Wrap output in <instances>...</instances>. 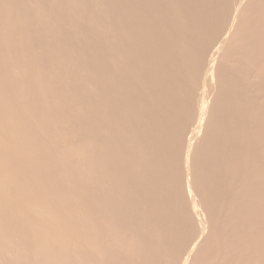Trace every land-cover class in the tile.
I'll list each match as a JSON object with an SVG mask.
<instances>
[{"label":"bare ground","instance_id":"obj_1","mask_svg":"<svg viewBox=\"0 0 264 264\" xmlns=\"http://www.w3.org/2000/svg\"><path fill=\"white\" fill-rule=\"evenodd\" d=\"M1 1V0H0ZM6 1V0H5ZM15 1H16V3H15ZM14 1V7H12V8H15L16 6H17V8H18V5L20 4V2L22 3V5H24L25 3H24V1H20L19 2V4H18V2L17 1H19V0H15ZM25 1H27V0H25ZM29 1H31V0H29ZM28 1V2H29ZM48 2H49V4L47 5V3H46V5L48 6H46L45 4H44V2L45 1H42L43 2V5H45L46 7H44V8H46V11L44 10V8H43V10L46 12H44L43 13V11H42V13L43 14H45V16L47 15V16H49V15H51V14H47V11L49 12V9H51V7H49V5H50V3H51V1L50 0H47ZM56 0H54V2H55ZM60 1V0H59ZM58 1V2H59ZM64 1V0H63ZM63 1L61 0V2L63 3ZM67 1V0H66ZM66 1H64L65 3H66ZM91 1V0H90ZM89 0L87 1V3L89 4V2H90ZM97 0H94V2H96ZM101 1V0H100ZM105 2V4L103 3V5H106L107 7V11L109 10L110 11V13L111 14H108V15H106V13H105V16L103 15L104 14V11L103 10H105V9H101L102 11H103V13L101 12V10L98 12V10L96 9L97 7L96 6H92V4L90 5L91 6V8L93 7H96L94 10L96 11V16H98V20L100 19H102L101 17H106V16H108V18H105V20L103 19V20H101L100 21V23L98 24V23H96L97 22V19H95V23H96V26L92 23V25L90 24V25H88V23L87 22H90L91 23V21H93V19L94 18H96V16H94L95 14H94V12L95 11H93V8L91 9L90 8V6H89V10L87 11V13L85 12H81V11H83V10H81V11H79V12H81V14H83V17L82 16H80L79 17V15H78V12L76 11V12H74L75 10H76V6H75V8H74V6L73 5H75V4H69V5H71V6H73V7H71V8H69V9H67V10H69V11H65V10H63L64 9V7H62L63 9V12H65V14H66V12H68V15L70 16V17H72L73 18V16H75L76 15V17H77V15H78V17L77 18H79L80 19V22H81V19L83 20V21H87L86 23H87V25H86V27H88L89 29V31H88V33L89 34H87V36H84L82 39L83 40H85V41H83L82 39V44H83V46H81L80 44H77V42H75V44H77V45H80L81 47H79V48H81L80 49V51H79V48L77 47L76 48V46H75V48L76 49H74V50H77L78 49V54L79 55H81V53H82V55L80 56L81 58H79L78 56H73V55H71L72 53V51H70L69 50V48L71 47H73V46H69V45H71V44H73V40L71 39V41H69V34H71V36L73 35V32H74V28H73V26H71V24H73V23H71V21H67L65 24H63L65 27L67 26L68 27V25H70V27H72V31H70L71 33H69V32H67V30L65 31V29H67V28H65L64 29V31L63 32H67L68 33V35L66 34V37L68 36V41H67V43L65 42V40H63L62 41V39L63 38H61L62 36L61 35H63V37H64V34L62 33L61 34V30L63 29H61L60 31H58V33H59V35L61 36V37H59V46L58 45H54V47L52 48L54 51H50L51 53H53L54 55H51V59L52 58H54V56L56 55V54H60L61 52H62V50L64 49H62L61 47H64L63 46V43L65 42L66 44H64V45H66V47H67V44L70 42L71 44H69L68 46H69V48H67L69 51H70V53L71 54H69V53H67V55L66 56H64L65 57V61L64 60H60L59 59V61H61V63H62V65L61 64H59L60 62L59 61H57L58 59L57 58H55V60L58 62V64H55L54 65V62H50L51 60H50V56L48 57V56H44V54L45 53H47V52H49V50L51 49V47H50V49H48V51L46 50V52L45 53H42V55L43 56H41V54H40V56L39 57H41V58H39V57H37V51H36V54L35 55H28V53L29 52H32V51H27V49H26V47H24V45L22 46L21 44L25 41V40H29L30 39V34L33 32V28L31 27V29H29V27L30 26H33L34 24H30L29 25V23L27 24V23H25V21H30L29 20V18L31 17V14H32V11H31V14L30 13H28L29 15L28 16H26L27 18H28V20H25L24 21V19H25V17L23 18V16L22 17H20V19L21 18H23V20H21V21H24V23L25 24H27V25H29V27L26 29H21L22 31H24V34L21 32V34H23L21 37H27V38H25V39H23L24 41L20 44L19 43V40H15V38L17 37L18 38V34H19V32H18V34H15V35H17L16 37H14L13 38V40L15 41V44H20V45H17V46H22V48H25V49H23V50H21V48H19L18 50H17V47L15 46V48L12 46V43L14 44V42H13V40H9V43H10V46L11 47H13L14 49H16L15 51H14V49L12 48H9V45H8V50L11 52V54L13 53V51H14V56H15V54H16V52L18 51L19 52V50H20V52H23L24 50H26V52H28V53H25V51L22 53V54H25V55H27L26 57H25V55H23V57H25V58H30L32 61H30V62H32L31 64H28L29 66L30 65H32V67L30 66V68L31 69H33L32 70V72L31 71H29L28 69H27V71H28V73H30V74H28V73H26V74H28V76H26V79H25V77H24V88L22 87V90L24 89L25 91H23L24 92V94L25 93H27L26 92V88H27V90L29 89V87H31V86H35V90H37V91H35L36 93L34 94V91H32L31 90V92H29L28 91V93L27 94H29V93H32V94H34L35 96H37L36 97V100H33V102H32V108L34 109V111L35 110H38V111H43V108L44 107H46V105H51L52 103H56L57 101H59V102H57V103H61L60 105H62L61 107L59 106L58 108H59V110H58V108H56L57 109V111H54V109H53V111L55 112V113H57V114H53L52 115V113H48L47 111H49L47 108H48V106H47V110H44L45 112H47L48 114H51L52 115V122H55L54 124V126H56L57 127V125H60V124H63L64 122L66 123L67 121H68V119H67V117L68 118H71L70 119V122L72 123L73 122V126H72V124H70V122L68 123V125L71 127V132L73 133L72 135H74V137L72 136V135H69V136H67V135H65V139H66V141H67V138H69L70 140H74V138H76V139H78V146L77 145H73L72 143H75V141L76 140H74V141H72V142H70L71 143V145L69 144L68 145V143H67V145H68V147L66 146V145H64V147H63V149H65V146L67 147L66 149H65V151H62L63 149L61 148V146L60 145H63L64 143L62 142V141H60V140H62V139H60L59 140V138L61 137V136H59L58 137V135H60V133L57 135V133H58V131H60L61 129L60 128H65V127H67V126H65L64 125V127H58L57 129H58V131L54 128V126H53V123H51L52 124V129L54 128L56 131H57V133L56 134H54L56 131H54V133H53V130L51 131L50 130V126H49V130H47L48 128H45V127H43V128H40V129H44L45 131H47V132H49L48 134L50 135V136H52L51 137V139H50V141H52V144H57V141H56V143L54 142L55 140L54 139H52L53 138V136L54 135H56L58 138H55L56 140L58 139L60 142H62L63 144H61V143H59L60 145V148H61V152L59 153V154H57L58 152L57 151H53V150H55V147L53 146V145H51L50 143V141H47V143L48 142H50L49 144H50V146L48 147L46 144V140H47V138L46 137H48L49 138V135L47 134V136L45 137L46 138V140H45V142L44 141H42V140H44V138H42L41 136H39L38 138H40V139H38L36 136V138L34 137V135L32 134V132L34 133V131L35 130H33L31 133H30V129H25L24 127H27L28 128V126H26V125H29L28 123H30V122H27V124H23L24 122H26L25 121V119L26 118H23V116H21L22 114L20 113L21 112V110H19V107L18 106H20V105H18V104H16V101H15V99H16V96H15V99H14V101L12 102V104H11V97L10 96H13L12 95V93H13V86H14V84H13V86L10 84L11 83V81H9L10 80V78H8V77H6V79L4 78V79H1V82H0V85L2 86L3 85V80H4V83H7L6 81L8 80V82H9V84L12 86H7L8 87V90H9V93L8 92H6V96L7 97H10V99H7V102L8 101H10L9 102V104L11 105H6V106H8L7 107V109H6V107H5V104H7L6 103V101H5V95L2 97V98H4V101H5V104L3 105L5 108H3L2 107V105L0 106V107H2V108H0V124L2 123V125L5 123V125L8 123V125H7V128L9 129V133L10 132H12V133H15V138L13 139V136H12V138H11V135H9L10 136V138H11V140H14V141H12V142H15V139H16V144L14 145V143L12 144L11 143V146H10V144L8 145V143H7V141L9 140V136L7 137V133H6V130H4L5 132H4V134L3 135H0V136H4V135H6V137H7V139L5 140L6 141V147L5 148H3L4 147V145L2 146V147H0V149L2 150V151H0V165L2 164V165H5V166H8L9 168H10V166H15L16 168H14V169H18V167H17V165L16 164H14V163H16V161H14V160H18L19 158H21L22 156H24L23 158L26 160V161H28L26 158H28V159H30L29 157H30V155H32V149H37L38 148V150H41V152L39 153V151L37 150V151H35V154L36 155H34V153H33V155H34V157H31V159H30V161L29 162H25L26 164L27 163H29V165L27 164V165H24V166H29L28 168H26V169H24V171L25 170H27L25 173H23L24 171H22V170H20L19 169V171H17V172H21L22 174L20 175V174H17V173H14V174H16V176H14V180L17 178V175H18V179H19V176H21L20 177V179L18 180V179H16V180H18V182H20L19 183V186H18V183H17V191H14V190H16V189H12V187L14 188V185H15V183H13L12 181V183L14 184H10V182L9 181H7V180H4V181H7L6 182V184H4L3 186H2V182H3V179H1V181H0V187L1 188H3V187H5V185H8L9 184V187L11 188V189H9V188H7V189H5L6 191L4 192L5 194L4 195H0V207H3L4 206V204L5 205H7L8 207V209L10 210V209H15L14 207H20V204H23V202L24 201H27L28 199H29V197L30 198H32L33 197V195H31V196H28L27 194H26V192H27V189L29 190V187H27V189H25L24 190V188L26 187V186H30V185H32V186H34V187H31V188H35L34 190H36V189H42V191H43V188H41L42 186H45V189L49 186L52 190L54 189H59V192H58V190H57V192H58V194H59V196H58V194H57V196H55L56 195V191L54 192L55 194H54V196L56 197V200H53L52 201V198H55L54 196H52V192L51 191H49L50 190V188H49V190H48V188H47V190H48V192H50V193H52L51 195L49 194L48 195V192H47V195L48 196H51L50 198H49V200L47 201V202H44L43 204L41 203H38V201L39 202H41L40 201V199H42L43 200V198H44V194L46 193V191H45V189H44V191H45V193H43L42 195V197L40 196L41 194L39 193V196L41 197H39L38 195L36 196V198L37 197H39L38 199V201H37V203L39 204V205H41L42 206V208L40 209V207H39V210H41V211H43V213H40L37 209V211H34L35 210V208L33 209V208H28L29 210L30 209H33L32 210V212L35 214H31L32 212H30L29 211V215H28V211L26 212L27 213V215L28 216H30V217H28V218H36V212L37 213H40V214H44L45 212V216H47V214L49 215L48 217H43V218H41L42 216H40V218H39V220L38 219H36L37 220V222H38V225L36 226V225H34V227L32 226V224H31V226L29 225V221H28V223H27V221H26V223H25V221H24V226H23V224H22V226H20V229L19 230H21V231H16V232H14L15 234L18 232V234H16V235H14V233H11V232H13V231H9L10 232V234H11V237L12 236H14L13 237V239H12V244H13V246H15V248H16V250H15V252L14 253H17L15 256H16V258H18V257H20L19 259H24V261L22 260L21 262H23L22 264H91V260L93 259V257L91 258L90 257V255L88 256V252H90V251H87V249H84V248H88L89 247V245H87V243L88 244H92V243H89V240H88V238L89 239H91V240H93V237L94 238H100V237H102V236H104V235H107V237L105 236V238L106 239H109V240H105V241H109V244H110V246H109V244L107 243L106 244V246H104V244H103V238H101V239H103V240H101L102 241V244H103V246L104 247H107V252H108V250L110 249V251H109V255H108V253L106 254L105 253V256L106 257H109L110 258V260L113 258V260H118V261H120V259L123 261V260H125L124 262H122L123 264H162L164 261H162L164 258H167L168 257V255H167V257H166V254L168 253L169 254V256L171 255L170 253H169V251H173V249H174V251L172 252L173 253V256H175V255H177V254H174L175 253V249L176 248H174L175 246H176V243H177V240H178V232L179 231H181V230H179V225H180V222L178 221L179 219H182V218H178V220H177V218H175V217H177L178 215V213L179 212H177L176 211V202H175V199H176V197H175V199H174V197H173V189L175 188V186H174V188H173V186L171 185V182H173V184L174 185H176L177 186V184H179V183H175V181H170V178H169V174H170V171H172L173 169H174V165H178L177 163L175 164V162L173 163L174 165H172L171 164V162L170 161H174V160H170V157H169V155L172 153V155H170L171 157H174V156H176V155H174L175 154V152L177 153V156L179 157V154H178V152H177V150H173V151H171L172 150V148L171 147H169V144H170V142L169 141H172V139H170V137L172 138V135H171V133L172 132H174V128L176 129L175 131H177V132H179L178 130H177V128H176V125L178 126V125H180L179 124V121H178V119L177 118H179V117H177V116H179V113L181 112V110H183V108H182V105H181V98H182V95H184L185 94V92H184V94H181V93H183L182 91H180V89H181V84H180V82H181V80H182V77L183 78H185V80H186V78L188 79V77H184V74H185V72H188L187 71V68H185L184 66H185V64H184V66L182 65L183 63V61L185 60V58H186V60L188 59V60H190V57H189V55L191 54H193L192 52H193V50H194V46H193V44H192V46L194 47L193 48V50H192V52L189 54L188 52L189 51H191V50H189V51H187V52H184V51H182V50H184L185 49V51L187 50L186 49V47H188V44L187 45H185V48L183 49H181V52H183L182 53V55H180L179 56V54H180V51L178 50V48H176V44H177V41H178V39H175V38H177L178 37V35L181 33L180 31V33L177 35V33L178 32H176V30L175 29H177V31L179 30V28L181 27V26H179V24H181V22L178 24H176V26L178 27V28H173L174 26H171V28H169V23H168V28H166L167 27V24H166V22H167V20L165 19V18H167V14H168V11L170 10V9H168V10H166V5L171 1H173L174 3L175 2H177L178 4L176 5V7L178 8H176V12L175 13H179L180 12V10L182 11V9H183V6H185L186 4L185 3H187V5L185 6L186 7V9L188 10L189 8H187L188 6H192L193 5V3L195 4V5H197V2H198V5H199V1H203L202 3H203V11L202 12H200L198 9H199V7H198V11L197 12H194V13H192L191 11V13L192 14H189L188 12V14L189 15H187L188 17H183L184 18V20L186 21V24L188 23V25H189V23H190V26L188 27V25L186 26L187 28H186V30L183 32L182 30H184L183 29V27H184V24H182V29H181V31H182V33H186V31L188 32V36H189V39H191V41L192 42H194V43H196L195 41H194V38H195V35L196 34H198L199 35V33H200V35H201V32L203 33H205V30L208 28L207 27V25H209L208 23L209 22H211L210 20H212L211 18H212V16H215L214 15V13H215V9H216V7H214L215 6V3L217 4V1L216 0H170V1H168L167 2V4H166V0H102L100 3H101V5H102V2ZM146 1V2H145ZM221 1V0H220ZM256 1V0H255ZM259 1V0H258ZM7 2V1H6ZM9 2H11V1H9ZM53 2V3H54ZM57 2V1H56ZM68 2H70V1H68ZM67 2V3H68ZM81 2V1H80ZM86 3L85 1H82L81 3L84 5V3ZM92 3H94L93 2V0L91 1ZM98 3H99V1H97ZM96 2V3H97ZM124 2H126L124 5H123V3ZM143 2V3H142ZM200 2V3H201ZM223 2V1H222ZM234 2V1H233ZM232 2V3H233ZM257 2V1H256ZM261 2H262V0H261ZM1 3V2H0ZM24 3V4H23ZM62 3H61V5H62ZM95 3V4H96ZM97 3V4H98ZM99 3V4H100ZM189 3H191L190 5H188ZM219 3V2H218ZM224 3V2H223ZM251 3V1H249V4ZM255 3V2H254ZM12 4V3H11ZM16 4V5H15ZM38 4H41V2H39V0H38ZM64 4V3H63ZM78 4V3H77ZM76 4V5H77ZM81 4V5H82ZM95 4H93V5H95ZM98 4V7L100 6ZM170 4V3H169ZM169 4H168V7H169ZM176 4V3H175ZM220 4H222L221 2H220ZM252 4V3H251ZM250 4V5H251ZM258 4H260V3H258ZM5 5V4H4ZM52 5H55L54 7L56 8V3L55 4H52L51 3V6ZM60 5V6H61ZM79 6H80V4H78ZM85 5H87V4H85ZM119 5H122L121 6V9L119 8ZM173 6L171 7V4H170V8H171V10H173L174 8V4H172ZM201 5V4H200ZM229 5V4H228ZM232 5V4H231ZM235 5V4H234ZM233 5V6H234ZM248 5V4H247ZM263 5V4H262ZM11 6H13V4L11 5ZM10 6V7H11ZM20 6V5H19ZM25 6V5H24ZM37 6H40V5H37ZM64 6H65V4H64ZM194 6V5H193ZM221 6V5H220ZM219 6V7H220ZM249 6V5H248ZM8 7V6H7ZM7 7H5V8H7ZM22 6H20V8H21ZM57 7H58V5H57ZM105 6H102V8H104ZM167 7V8H168ZM202 7V6H201ZM227 7V6H226ZM246 7V6H245ZM252 7H253V5H252ZM251 7V8H252ZM255 7L257 8V9H259L260 7H262L261 5H260V7H259V5H258V7L256 6V4H255ZM254 7V8H255ZM4 8V9H5ZM17 8H15L16 10H17ZM20 8H18V10H17V12H19V9ZM24 8H26V6L24 7ZM24 8H23V10H24ZM37 8V7H36ZM49 8V9H48ZM60 8V7H59ZM75 9V10H73V9ZM79 9H80V7H78ZM82 8H84L85 9V6H83ZM81 8V9H82ZM87 8V7H86ZM100 8V7H99ZM173 8V9H172ZM195 8V7H194ZM221 8H224V7H221ZM230 8V7H229ZM250 8V9H251ZM256 8H255V10H256ZM2 9V8H1ZM22 9V8H21ZM21 9H20V11H21ZM38 9H40V10H38ZM38 9H36V11L38 10V12H36V13H38V14H42L41 12L39 13V11H41L42 10V4H41V6H40V8L38 7ZM53 9V10H52ZM51 10L52 11H57L58 9H56V10H54V8H52ZM70 9L71 10H73V11H71L70 12ZM191 9V8H190ZM217 9H218V6H217ZM249 9V8H248ZM264 9V6H263V8H262V10ZM9 10H11V9H9ZM9 10H8V12H9ZM13 10V9H12ZM26 10V9H25ZM28 10V9H27ZM26 10V11H27ZM60 10H61V8H60ZM90 10H92V11H90ZM184 10V9H183ZM187 10H185V11H187ZM221 10V9H220ZM224 10V9H223ZM247 10V9H246ZM261 10V9H260ZM86 11V10H85ZM106 10H105V12H107ZM112 11V12H111ZM175 11V10H174ZM174 11H173V13H174ZM184 11V12H185ZM189 11V10H188ZM193 11H195V10H193ZM226 11H227V8H226V10L224 11L225 13H226ZM244 11V10H243ZM253 11V10H252ZM5 12V11H4ZM3 12V13H4ZM13 12H15V10H13ZM13 12H9V13H13ZM22 12V11H21ZM24 12L25 11H23V13L22 14H24ZM30 12V11H29ZM51 12V11H50ZM70 12V13H69ZM72 12H74V13H76L75 15H70ZM170 12V11H169ZM183 12V11H182ZM228 12V11H227ZM240 12H241V10H240ZM251 12V11H250ZM256 12H258V10H256ZM255 12V13H256ZM8 13V14H9ZM16 13V12H15ZM15 13H13V14H15ZM35 13V14H36ZM58 13V12H57ZM61 13V14H60ZM60 13H58L59 14V16L60 15H65L64 13H62V12H60ZM74 13H72V14H74ZM94 15H93V14ZM108 13V12H107ZM126 13V14H125ZM165 13H166V15H165ZM171 13H172V11H171ZM174 13V14H175ZM181 13V12H180ZM218 13V12H217ZM222 13V12H221ZM220 13V14H221ZM224 13V14H225ZM242 13V12H241ZM241 13H240V15H241ZM1 14V13H0ZM5 14V13H4ZM11 14H10V16H11ZM12 14V15H13ZM33 14H34V11H33ZM32 14V15H33ZM98 14V15H97ZM182 14H184V13H182ZM216 14V13H215ZM223 14V13H222ZM243 14H245V13H243ZM261 14H262V12L260 11L259 12V19H258V21L259 20H261L262 21V23L260 22V24H264L263 23V18H264V15L263 16H261ZM263 14H264V11H263ZM25 15H27L26 13H25ZM37 15V14H36ZM165 15V17H163ZM170 15L172 16V14H169V16L168 17H170ZM191 15V16H190ZM219 15V14H218ZM226 15V14H225ZM230 14H229V12H228V16H229ZM252 15V13L250 14V16ZM256 15V14H255ZM258 15V14H257ZM257 15H256V17H257ZM4 15H2V17H3ZM15 16V15H14ZM20 16V15H19ZM47 16L45 17V19L47 18ZM101 16V17H100ZM183 16H185V14L183 15ZM227 16V17H228ZM245 16H246V14H245ZM260 16H261V18L263 19H260ZM13 17V16H12ZM33 17H35V15L33 16ZM39 17V16H38ZM42 16L40 15V18H41ZM44 17V16H43ZM50 17V16H49ZM48 17V18H49ZM52 17V16H51ZM56 17V18H55ZM66 17V16H65ZM91 17H94L92 20L90 19ZM100 17V18H99ZM179 17H180V15H179ZM217 16H215V18H216ZM225 17V16H224ZM241 17V16H240ZM239 17V18H240ZM247 17V16H246ZM11 18V17H10ZM53 18H55V19H57L58 18V16H54ZM61 18H64V16L63 17H61ZM60 17H59V21L61 20H63V19H61ZM68 18V17H67ZM66 18V19H67ZM71 18V19H72ZM173 18V17H172ZM175 19H177L176 17H174ZM173 18V19H174ZM191 18V19H190ZM242 18V17H241ZM250 18V17H249ZM253 18H255L254 16H253ZM5 19H9L8 17H6ZM12 19V18H11ZM17 19H18V17H17ZM17 19H15L16 20V22L18 21ZM20 19H19V21H20ZM44 19V20H45ZM51 19V21H52V18H50ZM70 19V20H71ZM76 19V18H75ZM73 20L72 19V21L73 22H75V21H77V23L76 24H78V25H80V23H78V20ZM225 19H226V17H225ZM229 19V18H228ZM257 19V18H256ZM10 20V19H9ZM32 20H33V18H32ZM34 20H36V19H34ZM46 20H48L49 21V19H46ZM45 20V21H46ZM90 20V21H89ZM107 20V21H106ZM169 20H171V18L169 19ZM169 20H168V22H169ZM180 20H181V18H180ZM179 20V21H180ZM239 20V19H238ZM243 20V19H242ZM252 20V19H251ZM253 20H255V19H253ZM1 21H3L2 22V24L4 25V20H3V18H2V20ZM1 21H0V23H1ZM6 21V20H5ZM20 21V22H21ZM38 21H40V20H38ZM44 21V24L45 23H48V25H49V23H51V25L52 26H55V25H53L52 23L54 22V24H56V22L58 21V20H56V22H55V20H53V22H45ZM215 21V20H214ZM226 21V20H225ZM244 21H245V19H244ZM247 21H249V20H247ZM246 21V22H247ZM16 22L13 20V22L11 23L10 21L8 22V23H10V24H13V23H15L14 25H16ZM36 22V21H35ZM34 22V23H35ZM63 22H64V20H63ZM69 22H70V24H69ZM94 22V21H93ZM99 22V21H98ZM174 22H175V20H174ZM184 22V21H183ZM228 22V21H227ZM245 22V23H246ZM250 22L251 21H249V25H251L250 24ZM257 22V21H256ZM6 23H7V21H6ZM5 23V24H6ZM23 23V22H22ZM22 23H19V24H22ZM42 22H40V24H41ZM68 23V25H66ZM84 22H82L81 23V25L83 24ZM85 23V24H86ZM108 23V24H107ZM170 23L172 24V22L170 21ZM212 23V22H211ZM240 23V22H239ZM8 25V26H11V25ZM18 24V25H19ZM75 24V23H74ZM106 24H107V26H109V29H113L114 31H116V32H118V31H120L121 30V32L123 31V34L122 35H124L125 37H122L120 34H121V32H118L119 34H117L116 32H114V33H112V31L110 32V31H108V28H106V29H104V27L106 26ZM192 24H193V26H192ZM225 24V23H224ZM228 24V23H227ZM252 24H254V21L252 22ZM259 24V23H258ZM1 25V24H0ZM2 25V26H3ZM17 25V26H18ZM38 25V24H37ZM41 25H43V24H41ZM40 25V30H42L43 28H42V26ZM50 25V26H51ZM166 25V26H165ZM172 25H174V23L172 24ZM215 25V24H214ZM244 24H242V26H243ZM246 25H247V23H246ZM6 26V25H5ZM17 26H14V28L16 27L17 28ZM34 26H36V23H35V25ZM39 26V25H38ZM46 26H47V24H46ZM52 26H51V28H52ZM83 26H85L84 24L81 26V28L83 27ZM92 26H94V27H92ZM145 26V28L148 26L149 27V30L147 31V29L145 30L146 31V33H145V31H142L143 30V27ZM163 26H164V30L163 29H161V28H163ZM175 26V27H176ZM226 26V25H225ZM241 26V27H242ZM245 26V25H244ZM254 26V28L255 27H257V29L256 30H254V28H252ZM259 26V25H258ZM256 26V24L255 25H252V29L250 28V31H249V29H247V31H249V32H247L246 33V36L244 37V35H243V37L246 39V40H249L250 42H249V44H250V49L253 51V52H251V50H249L248 51V53H251L250 55H249V57H247L246 55V57L245 58H248L247 60H251V61H249L250 63L252 62V64L255 66V67H259L258 69L259 70H262V71H260L259 73H252L251 74V76H250V78L252 77H254L253 79H255L254 81H251L252 79H250L248 82H250L251 84L248 86V87H237V82L238 81H242L243 79H245V77L246 78H248L249 79V74L248 73H242V71L243 70H241L240 72L241 73H239V70H237L238 68H240V67H237V69H235L236 70V72H235V70H233L235 73H230V75H229V78L226 80V76H228V75H226L225 76V81L224 82H226V83H223L224 84V86H223V90L221 91V97H220V101H218V103H217V105H215V106H217V111H216V114H217V117H218V119L217 120H219V122L216 124V126H215V133L213 134V132H212V134H213V138L212 139H214V140H211L210 141V139L208 138V137H211L210 135L208 136L207 134L209 133V132H207L206 133V135L208 136L207 137V139L209 140V141H206V140H204V139H202L205 143H204V146H202V149H199V151H198V153H197V155H196V157L195 158H193L194 156H192L191 157V159H193V161L195 160V164L194 163H192V164H194L195 166H196V168H195V166L193 167V168H191V169H193L195 172H196V177L198 178H196L200 183L199 184H202L203 186H207V188H205V189H207V191H209V193L208 192H206V191H203V188L204 187H202L201 188V190L203 191L202 193H205V194H201V195H203V197H204V195L205 196H207L208 198V200H210L209 201V203L210 202H212L213 201V203H208V201H207V203L209 204L208 206H211V208H210V210H211V215H212V218L214 217L215 218V223L213 224L214 225V228H215V230H216V232L215 233H217V234H215V236L217 235V237L218 236H220L219 238H221L220 240L222 241V243L219 245L220 246V249L221 250H223V251H221V252H225V253H227V254H224L225 256H223V258L225 259V260H222L221 259V257H220V259L221 260H219V259H216V260H214L213 261V264H257V263H259V262H257L258 261V259H257V257L256 256H254V254H256L258 257H260V255L261 254H263L264 255V253H263V251H262V253H260L259 254V252H258V250H257V253L259 254H257V253H253L252 254V252H256V251H252V250H250V249H253V247H257V249L259 248L258 246H261L262 247V244H263V240H260V238H264L263 236H264V195H262L263 193L262 192H264V140L262 141L260 138H263V137H258L257 136V133H256V131L258 130V134H260V130L262 129V128H264V26ZM13 27V26H12ZM20 27V25L18 26V28ZM23 27H25V25L23 26ZM22 27V28H23ZM43 27H44V25H43ZM63 27V26H62ZM90 27H92V29L90 28ZM100 27H103V29L102 28H100ZM147 27V28H148ZM193 27V28H192ZM212 27V26H211ZM245 27H247V26H245ZM248 27H250V26H248ZM261 27H263V28H261ZM10 28L11 27H7V29L5 30L6 32H7V30H9V32H11V30H13L14 28H12L11 30H10ZM16 29V32H17V30H20V29ZM21 28V27H20ZM35 28H38L39 29V27H35ZM47 28H49V27H47ZM46 28V29H47ZM51 28H49V29H51ZM80 29L81 30V28H79V26L78 27H76V29ZM173 28V29H172ZM213 28V27H212ZM215 28V27H214ZM222 28H223V26H222ZM221 28V29H222ZM239 28V27H238ZM1 29V28H0ZM69 29H71V28H69ZM77 29V30H78ZM87 29V28H86ZM99 29H102V30H107L108 32H110L109 34L106 32L104 35L105 36H108L109 35V37H110V35H112V34H117V35H113L114 37H110L109 39H111L112 41H110L111 42V44H108L107 43V45H106V43H104V41L106 40V42H109L107 39H105V40H103L102 39V37H104V36H102V33L104 32V31H102V30H99ZM159 29H161V30H159ZM260 29H262V31L260 30ZM39 30V31H40ZM45 27H44V29L42 30V31H40V33H44L45 31ZM48 30V29H47ZM52 30H54L53 28L51 29V31L50 30H48V31H50V34H49V32L47 31V35L49 36V37H51V36H53L52 35V33L51 32H53ZM77 30L75 31V32H77ZM79 30V31H80ZM118 30V31H117ZM124 30L126 31V32H128V33H124ZM208 30H209V28H208ZM213 30H215V29H213ZM212 30V31H213ZM224 30V29H223ZM234 30V29H233ZM242 30V29H241ZM244 30V29H243ZM251 30H254V31H251ZM1 32H2V30H0ZM34 31L35 32H37V30L36 29H34ZM44 31V32H43ZM55 31V30H54ZM82 31V30H81ZM81 31H80V33H81ZM83 31H85V29L83 30ZM100 31H102V33L100 32ZM151 32V34H150V32ZM222 31V30H221ZM246 31V30H245ZM245 31L243 32V34L245 33ZM5 32V33H6ZM35 32H33V37L34 36H36L39 32H37L36 33V35H34L35 34ZM74 32V33H75ZM147 32H149V34L147 33ZM199 32V33H198ZM206 32H208V31H206ZM211 32V31H210ZM210 32H208V34L210 33ZM237 32V31H236ZM12 33H13V35L12 36H15L14 35V33H15V31L13 32L12 31ZM46 33V32H45ZM54 33V32H53ZM55 33H57V31H55ZM58 33L56 34V35H58ZM83 33V32H82ZM86 33V32H85ZM112 33V34H111ZM144 33V34H143ZM212 33H214V32H212ZM239 33V32H238ZM3 34H4V32H3ZM9 34V33H8ZM108 34V35H107ZM146 34V36H147V34L148 35H150V40L151 39H153L152 40V42H156V43H152V42H150V43H152V45L154 46V47H152V45L151 44H149V45H151V47H149V45L147 44V42L145 43V41H144V39L147 41V39H149V36H144ZM207 33H205V35H206ZM235 34V33H234ZM242 34V33H241ZM241 34H240V36H241ZM1 35V34H0ZM5 35H7V34H5ZM25 35V36H24ZM41 35V37H43L42 36V34H40ZM46 34H44V36H45ZM46 35V36H47ZM51 35V36H50ZM56 35H55V37H56ZM82 35V34H81ZM83 35H85L84 33H83ZM186 35H187V33H186ZM186 35H184V37L186 36ZM198 35H196L197 37H198ZM199 35V36H200ZM236 35V34H235ZM238 36H239V34H237ZM4 36V35H3ZM8 36V35H7ZM39 35H37L36 37V39H38L39 37H38ZM46 36H45V38H46ZM47 36V37H48ZM73 36H75V34L73 35ZM72 36V37H73ZM117 36V37H116ZM118 36H119V39H118ZM180 36H181V34H180ZM179 36V37H180ZM210 36V35H209ZM212 36H214V35H212ZM211 36V37H212ZM237 36V37H238ZM9 37H10V34H9ZM29 37V38H28ZM48 37V38H49ZM54 37V36H53ZM82 37V36H81ZM86 37V38H85ZM99 37V38H98ZM120 37H122L123 39H121ZM159 37V38H158ZM182 37H183V34H182ZM182 37H180L183 41L187 38V36H186V38H182ZM196 37V38H197ZM201 38H203V37H205L203 34L200 36ZM210 37V38H211ZM215 37V36H214ZM218 37V36H217ZM220 37H221V34H220ZM219 37V38H220ZM242 37V38H243ZM4 38H6V36L4 37ZM12 38V37H11ZM16 38V39H17ZM71 38V37H70ZM98 38V39H97ZM115 38H117V39H115ZM180 38H179V41H180ZM195 38V39H196ZM2 39V38H1ZM31 39L32 40H34L35 39V37H34V39L31 37ZM52 39V38H51ZM61 39V40H60ZM99 39H100V41L102 40L103 41V43H102V41L100 42L99 41ZM155 39H156V41H155ZM188 39V40H189ZM198 39H200L199 37H198ZM204 39V38H203ZM206 39V38H205ZM235 39V38H234ZM236 39H238V38H236ZM39 40V39H38ZM43 39H41V42H43L42 41ZM46 40H47V38H46ZM49 40H50V38H49ZM53 40H55V38H53ZM56 40H58V37H57V39ZM175 40H177L176 42H175ZM182 40L180 41V43L182 42ZM187 40V41H188ZM201 40V39H200ZM208 40V39H207ZM241 40V39H240ZM244 39H242V41H243ZM5 41V40H4ZM7 41V40H6ZM20 41H22V38H21V40ZM29 41H31V40H29ZM79 43L81 42L80 40H77ZM160 41V42H159ZM178 41V42H179ZM187 41H185V43H187ZM190 40L188 41L189 42V44H191L190 42H191ZM205 41V40H204ZM230 41H233V40H230ZM235 42H236V40H234ZM239 41V40H238ZM8 42V41H7ZM40 42V41H39ZM47 42V41H46ZM51 42V41H50ZM50 42H49V44H50ZM56 42V41H55ZM63 42V43H62ZM84 42V43H83ZM149 42V41H148ZM200 42H202V41H200ZM241 41H239V43H240ZM244 42V41H243ZM247 42V41H246ZM3 43V42H2ZM25 43H26V41H25ZM27 43L29 44V42L27 41ZM27 43H26V45L25 46H27ZM32 43V42H31ZM30 43V44H31ZM57 43V42H56ZM56 43H54V44H56ZM160 43H163L162 45H163V47L162 46H160L161 44ZM183 43V42H182ZM181 43V44H182ZM185 43H183L182 44V46L185 44ZM198 43V42H197ZM196 43V44H197ZM205 43H206V41H205ZM234 43V42H233ZM248 43V42H247ZM247 43H245V44H247ZM7 44V43H6ZM5 44V45H6ZM14 44V45H15ZM33 44H35V42L33 41ZM37 44V43H36ZM38 44H40V43H38ZM49 44H45L44 46L46 47V48H44V50L45 49H47V45H48V47H49ZM53 43H51V46H53L52 45ZM106 45L108 48L110 47L111 49H113V50H111V51H113V52H111L109 49L108 50H106L105 52H107V53H109L110 55L113 53V54H115V55H117L118 57H116V58H114V61L112 62L111 60H109V58H111V56L110 57H101V55L104 53V51L102 52L101 51V49H107V48H105V46L103 47V45ZM146 44H147V46H146ZM202 44V43H201ZM238 44V43H237ZM244 44V43H243ZM155 45H156V47H155ZM164 45H165V47H164ZM177 45H180V44H177ZM195 45V44H194ZM199 45V44H198ZM231 45V44H230ZM234 45V44H233ZM2 46V45H1ZM32 46V45H31ZM31 46H28L29 48H33V47H31ZM34 46V45H33ZM43 46V45H42ZM159 46V47H158ZM181 46V45H180ZM191 45H189V47L191 48L192 47ZM244 46V45H243ZM249 45L247 44V46H246V49H248L249 47H248ZM7 47V46H6ZM35 47H36V45H35ZM34 47V48H35ZM38 47V46H37ZM196 47H197V50L199 51V49H198V46L196 45ZM228 47V46H227ZM233 47V46H232ZM235 47V46H234ZM239 47H242V45L241 46H239ZM245 47V46H244ZM2 48V47H1ZM4 48H5V46H4ZM70 48V49H71ZM180 48V47H179ZM211 48V47H210ZM37 49V48H36ZM39 49H41V48H38L37 50H39ZM62 49V50H61ZM66 49V48H65ZM179 51V54H177V56H179L180 57V59L181 58H184L183 59V61H179L180 59H179V57H176V51L177 50ZM189 49V48H188ZM192 49V48H191ZM231 49V48H230ZM236 49V48H235ZM241 49H243L242 50V52H241V50H239V53H244L245 51V48H241ZM1 50V49H0ZM28 50H30V49H28ZM71 50H73V49H71ZM73 50V51H74ZM227 51H228V49H226ZM34 51V52H35ZM43 51V48L41 49V51L39 52V53H41ZM61 51V52H60ZM68 51V52H69ZM233 51V50H232ZM231 51V52H232ZM236 51V50H235ZM1 52V51H0ZM3 53H5V52H7V53H9L8 51H5L4 52V50L2 51ZM17 52V53H18ZM33 52V53H34ZM44 52V51H43ZM63 52H67V51H64L63 50ZM118 53V54H116V53ZM195 52V51H194ZM229 52V51H228ZM238 51H236V54H238L237 53ZM6 53V54H7ZM39 53H38V55H39ZM83 53H85V57H87V56H89L87 59L85 58V57H83ZM102 53V54H101ZM107 53H105L106 55L105 56H108L107 55ZM143 53V54H142ZM178 53V52H177ZM196 53V52H195ZM202 53V52H201ZM206 53L208 54V51H206ZM230 53V52H229ZM247 53V52H246ZM248 53H247V55H248ZM10 54V55H11ZM12 54V55H13ZM21 54V53H20ZM32 54V53H31ZM65 54V53H64ZM64 54H62L61 53V55L59 56L61 59L62 58H64L63 57V55ZM69 54V55H68ZM76 54V53H75ZM197 54V53H196ZM207 54H205V55H207ZM210 54V53H209ZM226 54V53H225ZM228 54V53H227ZM226 54V55H227ZM235 54V55H236ZM0 55H2V54H0ZM8 55V54H7ZM16 55H19V53L18 54H16ZM47 55H50V54H47ZM104 55V54H103ZM193 55H195V54H193ZM199 54H197V56H198ZM202 55V54H201ZM201 55H199V56H201ZM211 55V54H210ZM225 55V56H226ZM230 55V54H229ZM239 55V57H240V54H238ZM5 56V55H4ZM3 56V57H4ZM34 56H36V57H34ZM53 56V57H52ZM113 57H114V55H112ZM241 56H243L242 54H241ZM2 57V56H1ZM0 57V58H1ZM13 57V56H12ZM16 57H21V55L20 56H16ZM58 57V58H59ZM74 57V58H73ZM79 58V59H85L87 62H88V60H90V62H94V61H91L92 59H94L95 60V62H97V60L99 59V57H101L100 59H99V61L98 62H100V60L102 59V58H107L108 60H107V62L105 63L103 60V63L105 64L102 68H99V67H101L102 65H103V63L102 62H100V64H98V62H97V65H99V67L97 66V68H99L98 69V72L97 73H95L96 74V77L97 76H100V78L99 79H101V78H103L104 79V85H106L105 87H106V90H104L105 89V87H103L102 86V88H104L103 90H104V92L107 94V96H105L104 95V98L102 97V102L99 100V102H97L96 103V99H98V98H96L95 97V90H97V92H98V90L99 91H101L102 92V90H100L101 89V86L99 87V88H94V86H93V89L90 91H88L87 93L90 95V93H92V97H91V99L90 100H92V98H93V100H94V97L96 98L95 100V102H93L94 104H92V103H85V99H83L82 98V96L81 95H76V96H79V97H76L75 96V94L74 93H72L73 91H71L70 89H72V90H74V89H76L75 91H76V94H77V92H78V89H80V87H81V85L82 84H85V82H82V84L80 85V87L78 88L77 87V84H80V82L81 81H83V80H81L80 81V79H82V78H86V76L84 75L83 77L80 75V77H82V78H80L79 79V76H76L79 72L81 73L85 68H87L86 66H85V64L84 63H82V62H84L83 60L81 61V60H79L78 62H80V63H82V66H81V64H80V66L82 67V70H81V68H79L80 69V71H79V69H78V73H76L74 70H76V69H74L75 68V65L78 63L77 62V58ZM83 57V58H82ZM202 57V56H201ZM227 58H228V55L226 56ZM231 57H234V58H236V56H231ZM7 58V57H6ZM28 58V59H29ZM192 58V57H191ZM194 58V57H193ZM198 58V57H197ZM205 59H207L208 57L206 56V57H204ZM211 57L209 56V58H208V60L210 59ZM242 58V57H241ZM244 57H243V61H245L246 62V59H245ZM5 59V58H4ZM22 60V64L24 65L25 63H23V62H25V61H23V58L21 59V58H17V60ZM39 59H41V61H42V59H43V61H45V60H47V62H43V63H41V61L38 60ZM97 59V60H96ZM112 59V58H111ZM117 59V60H116ZM194 59H196V58H194ZM194 59H191V61H193ZM199 59V58H198ZM197 59V60H198ZM2 60V59H1ZM17 60L15 61L16 63H17ZM48 60H50V61H48ZM76 60V64H75V61ZM113 60V59H112ZM182 60V59H181ZM236 60H238V62L240 61L241 62V60L240 59H238V57L236 58ZM38 61V62H37ZM53 61H54V59H53ZM63 61V62H62ZM105 61H106V59H105ZM109 61V62H108ZM110 61H111V63H110ZM155 61V62H154ZM157 61V62H156ZM159 61V62H158ZM161 61V62H160ZM3 62V61H2ZM1 62V63H2ZM19 62V61H18ZM26 62H29V60H27ZM89 62V65L91 64L92 65V63H90ZM95 62H94V64L93 65H95ZM151 62H154V63H157V65L160 63V65H161V63H162V68L160 67V65H158V66H156L154 63V65H155V68L154 69H151L152 68V63ZM188 61H186V63H187ZM195 61H193V63H194ZM199 62V61H198ZM209 62V61H208ZM236 62V61H235ZM234 62V63H235ZM239 62V63H240ZM244 62V63H245ZM4 63V62H3ZM15 63V64H16ZM53 63V64H52ZM117 63V64H116ZM178 63H180V66L182 67V68H185L186 70H185V72L184 73H180V72H183V71H181L180 70V72H177V71H179V67L178 68H176L177 66H179L178 65ZM202 64L204 63V60H203V62H201ZM242 63V62H241ZM14 64V63H13ZM17 64H20V62L19 63H17ZM26 64V66L27 67H25V68H28L29 66ZM46 64V67L47 68H45V67H43V65H45ZM73 64H75V65H73ZM102 64V65H101ZM122 65V67H123V69L122 70H120V68H119V66H121ZM151 64V65H150ZM188 64V63H187ZM195 64H196V62H195ZM238 64V63H237ZM251 64V65H252ZM1 65H4L5 66V64H1ZM0 65V66H1ZM61 65V66H60ZM73 65V67L74 68H72V69H74V70H72V71H74L76 74L74 75V73H73V77L71 78V81H72V79H74V77L76 78V79H74L72 82H70V80H69V78H67V77H69V76H72V75H70L71 73H63V75L65 76V74H66V79H67V81H69V85H71V86H67V84H66V86L68 87V88H70L69 90H68V88H67V90L69 91H67L66 92V90L63 92V93H59L61 90V88H58V90H59V92L57 91V89H56V91H57V93H54L53 94V92H54V90L53 89H55V83H53V82H51L50 81V83H53L54 85V87H53V89H51L52 87L49 85L50 83L48 82L49 80H47V78H45L46 77V75L48 74V73H46L47 71L48 72H51L50 70H52V72L50 73L51 75H54V74H52L53 72H55V70H56V74L57 73H59V74H61V70L62 71H64V72H68L66 69L68 68H70L71 66ZM78 65V64H77ZM76 65V66H77ZM83 65L85 66V67H83ZM87 65H88V63H87ZM117 65H119L118 66V69L120 70V71H122L121 73L119 72V70L117 69ZM145 65H150V70H148L147 72H149V71H153V72H150V73H146V70L148 69L147 68V66H145ZM177 65V66H176ZM192 65V64H191ZM194 65V64H193ZM197 65H199V64H197ZM196 65V66H197ZM205 65V64H204ZM208 65H210V63L208 64ZM245 66H247V64H244ZM250 65V66H251ZM22 66V65H21ZM25 66V65H24ZM57 66V67H56ZM79 66V67H80ZM189 66V65H188ZM195 66V67H196ZM211 66V65H210ZM214 66V65H213ZM236 66V65H235ZM238 66H239V64H238ZM241 66V65H240ZM243 66V65H242ZM254 66H253V68H254ZM1 67H3V66H1ZM10 67H11V63H10ZM16 67V66H15ZM14 67V68H15ZM19 67V66H18ZM114 67H115V69H117L116 71L118 72V73H116L115 71H114ZM147 69H146V68ZM190 67V66H189ZM202 67V66H201ZM200 67V68H201ZM219 67H220V65H219ZM248 67H249V64H248ZM262 69H261V68ZM22 68V67H21ZM42 68H44L43 70H42ZM84 68V69H83ZM89 68V67H88ZM92 67L90 66V69H88V70H92L91 69ZM95 68H96V66H95ZM221 68H223L222 66H221ZM220 68V69H221ZM233 68V67H232ZM235 68V67H234ZM243 68V67H242ZM252 68V69H253ZM1 69V68H0ZM4 69H6V67L4 68ZM20 69V68H19ZM19 69H18V72H19ZM53 69H54V71H53ZM111 69H113L112 71H111ZM191 69V68H190ZM190 69H188V70H190ZM194 69V68H193ZM198 69V68H197ZM205 69V68H204ZM203 69V70H204ZM208 69L210 70V68L208 67ZM219 69V70H220ZM224 69V68H223ZM246 69V68H245ZM256 69V68H255ZM257 69V70H258ZM3 70V69H2ZM7 70H8V67H7ZM11 70H12V68H11ZM21 70H23V68L21 69ZM26 70V69H25ZM46 72H45V71ZM57 70L59 71V72H57ZM127 70V71H126ZM182 70H184V69H182ZM202 70V69H201ZM202 70V71H203ZM213 70V69H212ZM218 70V69H217ZM69 71H70V69H69ZM71 71V72H72ZM77 71V70H76ZM95 71H96V69H95ZM99 71H100V73H99ZM125 71V72H124ZM193 71V70H192ZM196 71H198V70H196ZM195 71V72H196ZM214 71V70H213ZM216 71V70H215ZM221 71H223V70H221ZM221 71H220V73H221ZM227 71V70H226ZM226 71L225 72H223V75H224V73H226ZM232 71V70H231ZM253 71V70H252ZM256 71V70H255ZM255 71H253V72H255ZM1 72V71H0ZM11 72L12 71H10V75H11ZM17 72V71H16ZM21 72V71H20ZM45 72V73H44ZM85 72V71H84ZM91 72H94L93 70L91 71ZM114 72V73H113ZM198 72H201V71H198ZM208 72V71H207ZM229 72V71H228ZM227 72V73H228ZM238 72V73H237ZM3 73V72H2ZM5 73H8V71L6 72L5 71ZM41 73H43V74H41ZM192 73V72H191ZM194 73V72H193ZM197 73V72H196ZM205 73H206V71H205ZM209 73H211V71L209 72ZM213 73V72H212ZM215 73V72H214ZM219 73V72H218ZM217 73V74H218ZM251 73V72H250ZM9 74H8V76H9ZM19 74V73H18ZM21 74V73H20ZM22 74H24V71H22ZM21 74V75H22ZM44 74H46L45 76H43ZM49 74V75H50ZM55 74V75H56ZM59 74H57L60 78L62 77L63 79H64V76H60ZM69 74V75H68ZM95 74H90V76H92V75H95ZM204 74V73H203ZM216 74V73H215ZM6 75V74H5ZM5 75H4V77H5ZM49 75H47V77L48 78H50L49 77ZM50 75V76H51ZM57 75L56 76H53V77H55V79H56V77H57ZM68 75V76H67ZM79 75V74H78ZM87 75V74H86ZM188 75H189V73H188ZM199 75H201L200 73H199ZM220 75V74H219ZM222 75V76H223ZM14 76V75H13ZM23 76V75H22ZM87 77V79H93V78H95L94 76H92V77ZM102 76V77H101ZM186 76H187V73H186ZM197 76V75H196ZM202 76V75H201ZM200 76V77H201ZM215 76V75H214ZM221 76V77H222ZM232 76V79H230V77ZM243 78L242 80L240 79L241 77ZM2 77H3V75H2ZM45 78V79H43L44 81H46L47 80V82L46 83H48L47 85L48 86H50L49 87V89H51V91L50 90H48L49 92L48 93H46V94H53V96L51 95V96H49V95H46L45 93V96L44 97H42L43 96V92H42V90L44 91V89H45V85L46 84H44L43 83V81L42 82H40V83H38L37 82V78ZM51 78L50 80H54V78ZM191 77H192V75H191ZM199 77V76H198ZM197 77V78H198ZM199 77V78H200ZM203 77V76H202ZM213 77V76H212ZM234 77V78H233ZM236 77V78H235ZM16 78V77H15ZM60 78H58V79H60ZM61 78V79H62ZM97 78V80H99ZM181 78V79H180ZM211 78V77H210ZM215 78V77H214ZM219 77H217V79H218ZM238 78V79H237ZM18 79H20V77L18 78ZM57 79V80H58ZM62 79V80H63ZM79 79V80H78ZM105 79H107V80H105ZM180 79V80H179ZM192 79V78H191ZM211 79H213V78H211ZM220 79V78H219ZM221 79H223V78H221ZM13 80V79H12ZM16 80H17V78H16ZM96 80V81H97ZM189 80V79H188ZM188 80H186L187 82H188ZM193 80V79H192ZM195 81L196 80H198V79H194ZM234 80H238L237 82L236 81H234ZM40 81V80H39ZM58 81H60V80H58ZM58 81H54V82H58ZM66 81V80H65ZM64 81V82H65ZM66 81V82H67ZM78 81H80V82H78ZM84 81H89V80H85L84 79ZM92 81H95V79L94 80H91V82ZM100 81V80H99ZM102 81H100V85H102L103 84V82ZM107 81V82H106ZM216 82H218L217 80H215ZM223 81V80H222ZM236 82V83H234V82ZM12 82H14V80L12 81ZM19 82V81H18ZM61 82V81H60ZM60 82H58V83H60ZM102 82V83H101ZM183 82H184V80L182 81V84H183ZM186 82V83H187ZM221 82V81H220ZM2 83V84H1ZM21 83V82H20ZM62 83H63V81H62ZM89 83V82H88ZM87 83V84H88ZM98 83V82H97ZM188 83H190V82H188ZM194 84H195V82H193ZM209 83H211V82H209ZM212 83H214V82H212ZM239 83V82H238ZM8 84V83H7ZM15 84H16V82H15ZM19 84V83H18ZM18 84H16V85H18ZM22 84V83H21ZM65 84V83H64ZM92 84V83H91ZM139 84H140V86L141 87H145L144 89V91H143V89L142 90H140L141 88H139L140 86H139ZM191 84V83H190ZM220 84H222V83H220ZM5 85V84H4ZM52 85V84H51ZM59 85V84H58ZM63 85V84H62ZM62 85H59V87H61ZM86 85V84H85ZM96 85H98V84H96ZM180 85V86H179ZM186 85V84H185ZM188 85V84H187ZM186 85V86H187ZM192 85V84H191ZM190 85V86H191ZM211 85V84H210ZM215 85V84H214ZM213 85V86H214ZM20 86V85H19ZM48 86H46V87H48ZM64 86L65 85H63V89L62 90H64ZM79 86V85H78ZM183 87L182 88H184V85H182ZM189 86V87H190ZM212 86V85H211ZM210 86V87H211ZM58 86L56 85V88H57ZM85 87V86H84ZM88 86H86L85 88H87ZM91 87V86H90ZM96 87V86H95ZM2 88V87H1ZM4 88V87H3ZM12 88V89H11ZM66 88V87H65ZM5 89V88H4ZM48 89V88H47ZM46 89V90H47ZM95 89V90H94ZM185 89V91H186V89H187V87L186 88H184ZM217 89V88H216ZM239 89V90H238ZM5 90H7V89H5ZM7 90V91H8ZM15 90V89H14ZM19 90H20V87H19ZM30 90V89H29ZM45 90V91H46ZM80 90H82V89H80ZM94 90V91H93ZM188 90V89H187ZM212 90H214V89H212ZM218 90H220V89H218ZM218 90H216L217 92H218ZM4 91V90H3ZM11 91H12V93H11ZM55 91V92H56ZM84 91H86L85 89L84 90H82L80 93H78V94H81L82 93V95L84 94L83 92ZM141 91H143L144 93H142ZM184 91V90H183ZM210 91V90H209ZM216 91H215V93H216ZM245 91H248L249 93L248 94H244V92ZM15 92H17V90H15ZM19 92V91H18ZM21 92V91H20ZM19 92V93H20ZM23 92H22V94H23ZM90 92V93H89ZM94 92V93H93ZM104 92H102V93H104ZM212 92V91H211ZM1 93L2 92H0V95H1ZM11 93V95H7V94H10ZM39 95H38V94ZM41 93H42V96H41ZM98 93H100V92H98ZM104 93V94H105ZM3 94V93H2ZM27 94H26V98H27ZM146 94H148L149 96H150V98L152 99V101H153V99H155L156 101H158V102H160L159 104H158V102H157V105H155L154 104V106L153 107H149V109H151L152 110V112H151V110L148 112V113H146L145 111L146 110H149V109H147L146 107L147 106H149V105H147L148 103H150L151 101H149L147 104H146V98L145 97H147L146 96ZM220 94V93H219ZM234 94H236V95H234ZM15 95V94H14ZM18 95H20V94H18ZM73 96V98H76L75 99V102H73L72 103V105H70L68 102H66L65 103V99L68 97V96H70V100H73L72 99V96ZM85 95V97L87 96V97H89L87 94H84ZM84 95H83V97H84ZM98 95V94H97ZM101 96H102V94H100ZM210 95V94H209ZM213 95V94H212ZM217 95H218V93H217ZM217 95H216V97H215V100H216V98H217ZM28 96H30L29 98H32V96H31V94L30 95H28ZM35 96H33V97H35ZM55 96V97H54ZM75 96V97H74ZM81 96V97H80ZM94 96V97H93ZM149 96L147 97V98H149ZM14 97V96H13ZM13 97H12V99H13ZM19 97V96H18ZM22 97V96H21ZM20 97V98H21ZM24 97V96H23ZM39 97V98H38ZM84 97V98H85ZM106 97V98H105ZM28 98V99H29ZM52 98V99H51ZM99 98H100V96H99ZM149 98V99H150ZM212 98V97H211ZM23 100H25L24 98H22ZM33 99H35V98H33ZM89 99H86V100H89ZM195 99V98H194ZM0 100H1V98H0ZM18 100L20 101L21 99H17V102H18ZM31 100V99H30ZM148 100V99H147ZM219 100V99H218ZM29 101V100H28ZM28 101H26L25 100V102H28ZM32 101V100H31ZM31 101H29V102H31ZM54 101V102H53ZM56 101V102H55ZM61 101V102H60ZM69 101V100H68ZM1 102H3V101H1ZM28 102V103H29ZM52 102V103H51ZM89 102V101H88ZM91 102V101H90ZM195 102V101H194ZM19 103V102H18ZM20 103H21V101H20ZM56 103V104H57ZM69 105H68V104ZM156 103V102H155ZM216 103V102H215ZM27 104V103H26ZM31 104V103H30ZM56 104H52V105H54V106H56ZM67 104V105H66ZM153 104V103H152ZM211 104V103H210ZM209 104V105H210ZM51 105V107L52 108H55V107H53ZM158 105H160V106H158ZM196 105H198V103L196 104ZM27 106H29L28 104H27ZM26 106V107H27ZM150 106H152V105H150ZM207 106V105H206ZM24 107V105L22 106V108ZM30 107H31V105H30ZM105 107H106V110H108L107 112L106 111H104V113L106 112L107 113V115L106 114H104V117H100V116H102L103 115V113H102V115H101V112L100 111H97V110H99V108H101L100 110L102 111V109L104 108L105 109ZM140 108L141 109V107H145L146 108V110L144 111V113L145 114H147L146 115V117H145V115L144 114H141V116H140V114L139 115H136V116H134L133 115V113L134 112H136V111H134L136 108ZM193 107V106H192ZM192 107H191V109H192ZM196 107V106H195ZM209 107V106H208ZM210 107L212 108V106L210 105ZM213 107H214V105H213ZM21 108V107H20ZM29 108V107H28ZM52 108H50V109H52ZM89 108H93L91 111H92V113H93V110H94V114H91V112H90V109ZM139 108H138V110H139ZM194 108V107H193ZM27 108H25V110H26ZM30 109V108H29ZM188 109V108H187ZM206 109V108H205ZM210 109V108H209ZM214 109H216V107L214 108ZM213 109V110H214ZM32 110V109H31ZM137 110V111H138ZM144 110V109H143ZM193 110H195V109H192V111ZM208 110V109H207ZM33 111V110H32ZM32 111H31V113H32ZM33 111V112H34ZM43 111V112H44ZM50 111H52V110H50ZM102 111V112H103ZM134 111V112H133ZM142 111V110H141ZM141 111H139L140 113H142ZM186 111H190V109L189 110H186ZM215 111V110H214ZM213 111V112H214ZM28 112V111H27ZM36 112V115H37V111H35ZM35 112H34V114H35ZM41 112H39V113H41ZM42 112V113H43ZM44 112V113H45ZM100 113L99 115L97 114V113ZM138 112V113H139ZM210 112V111H209ZM212 112V111H211ZM24 113V112H23ZM38 113V114H39ZM47 113H45V114H47ZM109 113V114H108ZM188 113V112H187ZM190 113H192V112H190ZM189 113V114H190ZM25 114V113H24ZM45 114H43L44 116H45ZM136 114V113H135ZM192 114H194V113H192ZM33 115V114H32ZM40 115V117L37 115L36 117V121L38 120V118H41L42 119V121H43V119H44V122H47V121H45V119H48L49 117H47V116H45V117H41V115L42 114H39ZM50 115V116H51ZM62 115H65L64 117H62ZM105 115H106V117H105ZM144 115V116H143ZM181 115V114H180ZM210 115V114H209ZM214 115H215V112H214ZM26 116V115H25ZM24 116V117H25ZM31 116V115H30ZM34 116V115H33ZM143 116V117H142ZM181 116H183V115H181ZM180 116V117H181ZM190 116H193V115H190ZM211 116H212V114H211ZM66 117V118H65ZM72 117H73V119H74V121H73V119H72ZM194 117V116H193ZM216 117V116H215ZM32 118V117H31ZM63 118H65V119H67L66 121L65 120H63ZM104 118V119H103ZM176 118V119H175ZM211 118V117H210ZM209 118V119H210ZM41 119H39V120H41ZM50 119V118H49ZM48 119V120H49ZM212 119V118H211ZM21 120V121H20ZM32 120V119H31ZM35 120V119H34ZM39 120L37 121V124H39L38 122H39ZM176 120L178 121V123L177 124H175L176 123ZM192 120V119H191ZM42 121H40V122H42ZM50 121V120H49ZM50 121V122H51ZM33 123V122H32ZM32 123H30V124H32ZM36 123V122H35ZM127 123L129 124V125H127ZM189 123L190 124H192L191 123V121H189ZM209 123V122H208ZM216 123V122H215ZM215 123H214V125H215ZM36 124V125H37ZM50 124V125H51ZM67 124V123H66ZM182 124V123H181ZM209 124H211V122L209 123ZM213 124V123H212ZM211 124V125H212ZM24 125V126H23ZM34 125V124H33ZM46 125V126H47ZM131 125V126H130ZM4 126V125H3ZM35 126V125H34ZM33 126V127H34ZM40 126V125H39ZM42 126V125H41ZM40 126V127H41ZM44 126V125H43ZM129 126V127H128ZM133 126V127H132ZM181 126V125H180ZM187 126H188V124L186 125V127L184 126V128L186 129L187 128ZM206 126V125H205ZM208 126V125H207ZM206 126V127H207ZM210 126V125H209ZM209 126H208V128H209ZM0 129H1V131L3 130L2 129V126L0 125ZM6 127V126H5ZM70 127H67V131H66V133L69 131V128ZM203 127V126H202ZM212 127V126H211ZM259 127H261V129H259ZM13 128L16 130V132L13 130ZM36 128V127H35ZM38 128V127H37ZM180 128V127H179ZM205 128V127H204ZM203 128V129H204ZM214 128V127H213ZM213 128H210V129H213ZM4 129H6V128H4ZM25 129V130H24ZM39 128H38V131L40 130ZM60 129V130H59ZM185 129H183V130H185ZM190 129V128H189ZM202 129V128H201ZM32 130V129H31ZM44 130H42L43 131V133L45 132ZM64 130H66V129H64ZM63 130V131H64ZM122 130H123V132H125V133H123V135H124V137H125V134H126V136H128L129 137V139H127L126 137L124 138V137H121V134H122ZM173 130V131H172ZM182 130V131H183ZM206 130V129H205ZM209 130V129H208ZM263 130V129H262ZM29 131V132H28ZM37 131V132H38ZM62 131V130H61ZM62 131V132H63ZM121 131V132H120ZM201 131V130H200ZM7 132H8V130H7ZM36 132V133H37ZM120 132V133H119ZM189 132V131H188ZM205 132V131H204ZM204 132H202V134L204 133ZM6 133V134H5ZM11 133V134H12ZM39 133V132H38ZM42 133V132H41ZM46 133V132H45ZM66 133H61L62 134V137L64 136V134H66ZM68 133H70V132H68ZM67 133V134H68ZM120 134V137H119V135L118 134ZM176 133V132H175ZM175 133H174V135H175ZM197 134L199 133V132H196ZM0 134H2L1 132H0ZM173 134V133H172ZM177 134V133H176ZM180 134V133H179ZM179 134H177V135H179ZM195 134V133H194ZM210 134V133H209ZM263 134H264V130H263ZM17 135V136H16ZM40 135V134H39ZM46 135V134H45ZM76 135V136H75ZM112 135V136H111ZM122 135V136H123ZM169 135H171V136H169ZM184 135V134H183ZM199 135V134H198ZM205 135V136H206ZM73 137V139H72V137ZM176 136V135H175ZM175 136H173V137H175ZM182 136V135H181ZM202 136V135H201ZM204 136V135H203ZM261 136H263V135H261ZM5 137V136H4ZM3 137V138H4ZM180 137V136H179ZM2 138V137H1ZM28 140H27V139ZM122 138H124V139H122ZM177 138V137H176ZM183 138V137H182ZM198 138V137H197ZM26 139V140H25ZM126 139H127V142H126ZM187 139V138H186ZM190 139V138H189ZM194 139H195V137H194ZM264 139V138H263ZM54 140V141H53ZM63 140H64V137H63ZM69 140V141H70ZM174 140H175V138H174ZM178 140V139H177ZM180 140V139H179ZM178 140V141H179ZM183 140V139H182ZM181 140V141H182ZM188 140V139H187ZM201 140V139H200ZM68 141V142H69ZM132 141V142H131ZM136 141H138L139 142V144H135L136 146L138 145L139 146V148L137 147L136 149H134L133 148V146H134V144L133 143H136ZM190 141V140H189ZM188 141V142H189ZM191 141H193L192 139H191ZM195 141V140H194ZM1 142V141H0ZM11 142V141H10ZM54 142V143H53ZM92 142V146H90V143ZM137 142V143H138ZM173 142V141H172ZM171 142V143H172ZM177 142V141H176ZM176 142H174V143H176ZM46 143V144H45ZM87 143H89V146L87 145ZM128 143L130 144V143H132L133 144V146H132V144L131 145H129L128 146ZM174 143H172V144H174ZM178 143H180V142H178ZM175 144V145H179V146H182V144H183V146L185 145L183 142H182V144L180 145V144ZM195 143H196V141H195ZM194 143V144H195ZM197 143H198V141H197ZM48 144V145H49ZM76 144V143H75ZM172 144H170V145H172ZM191 144V143H190ZM199 144H200V141H199ZM199 144H196V145H199ZM12 145H14L13 146V148H12ZM122 145H123V147H122ZM175 145H173V146H175ZM192 145V144H191ZM1 146V145H0ZM51 146H53L54 148L52 149V147ZM70 146V147H69ZM71 146H73V147H71ZM77 146V147H76ZM122 147V149H121V151H120V149H119V147ZM178 146V147H179ZM194 146V145H193ZM201 146V145H200ZM199 146V147H200ZM51 147V148H50ZM57 147H58V145H57ZM90 147V148H89ZM92 147V148H91ZM114 147H117V150H118V152L116 151V149H114ZM120 147V148H121ZM185 147V146H184ZM196 147V146H195ZM30 148H31V151H30ZM51 149V151H53V155H52V152L50 151V149ZM59 148V147H58ZM60 148L59 149H57V150H60ZM125 148V150H123ZM133 148V149H132ZM169 148H171V149H169ZM176 148V147H175ZM174 148V149H175ZM180 148V147H179ZM179 148H178V150H179ZM186 148V147H185ZM187 148H188V146H187ZM186 148V149H187ZM192 148V147H191ZM35 149V150H36ZM81 151V152H78L79 150ZM81 149H83V151L81 150ZM114 150V152H117V157H115L116 155H111L112 154V150ZM145 151H144V150ZM180 149H182V148H180ZM195 148H193V150H194ZM123 150V151H122ZM169 150L171 151L169 154H168V152H169ZM190 150V149H189ZM119 151H120V153H119ZM147 151V153H144V152H146ZM185 151V150H184ZM191 151V150H190ZM36 152H38V154L36 153ZM113 152V153H114ZM121 152H123V153H121ZM173 152H174V154H173ZM181 152H183L182 150H181ZM187 152V151H186ZM189 152V151H188ZM192 152V151H191ZM191 152H190V155H191ZM194 152V151H193ZM196 152V151H195ZM28 153H30V155H28ZM73 153H74V155H73ZM119 153V154H118ZM185 153V152H184ZM184 153H183V155H184ZM25 154H26V156H25ZM180 154H182V153H180ZM32 155V156H33ZM51 155L52 156H55L56 158L57 157H59L58 159H52V158H54V157H51ZM190 155H188L187 154V156H190ZM28 156V157H27ZM182 156V155H181ZM179 157V159L180 158H182L183 159V156L182 157ZM26 157V158H25ZM87 157L89 158V160H86L87 159ZM22 158V159H23ZM52 159L51 161H52V163H51V161L49 162V161H46L47 159ZM91 158V159H90ZM176 158V157H175ZM174 158V159H175ZM185 158V157H184ZM187 158H190V157H187ZM173 159V158H172ZM176 159H178V158H176ZM176 159H175V161H176ZM181 159V160H182ZM191 159L189 160V161H191ZM87 162H86V161ZM92 160V166H90V167H92V168H96V172H95V176L94 175H91V176H88L89 178V180H88V183H86V184H89V186L87 187L86 186V184L84 185V183H83V176H82V174H80V173H83V172H85V170H82V167H85L86 166V164H88V161H91ZM20 161V159L17 161V163ZM21 161H23V163H24V160H21ZM54 161V162H53ZM111 161H112V163H111ZM114 161V162H113ZM117 161V164L115 163ZM44 162H48V163H44ZM118 162H119V164H118ZM177 162V161H176ZM178 162H180L179 160H178ZM182 162H183V160H182ZM184 162H185V159H184ZM186 162H188V161H186ZM3 163H5V164H3ZM8 165H7V164ZM21 163V162H20ZM23 163H21L22 165H23ZM74 163H79L78 165V168L80 169L81 168V170H78V171H81L80 173H79V175H81V176H79V179L81 178V183L83 184H81L80 182V185H79V187H82V186H84L85 188H79L77 185V189L75 190H73L72 188H74V186H72V188L71 187H69V186H67V188L69 187V188H71V189H68L67 190V188H66V186H65V182H66V180H67V178L66 177H64V175H67V174H64V173H67L66 171H65V169H63V166H64V168L65 167H67V166H70V168L72 169V167L74 166ZM91 163V162H90ZM113 163H115V164H113ZM181 163V162H180ZM109 164V165H108ZM112 164L114 165L113 167H112ZM185 164V163H184ZM188 164V163H187ZM19 166H21L20 164H18ZM73 165V166H72ZM170 165H172L171 167H172V170H170L171 169V167H170ZM191 165V164H190ZM72 166V167H71ZM180 166V165H179ZM7 167V168H8ZM23 167V166H22ZM40 167L42 168V170L41 171H43V173L45 172V170L46 171H49V175H51V171L52 172H54V171H58V169L59 168H61L63 171H65L64 173H63V175H61L62 174V170H59V172H60V174H58V173H56V179H57V176L59 175V176H63V177H60V179H63V180H56L55 178L52 180V179H49L50 181H46V180H43L45 177H44V175H48L47 173L46 174H42L43 176H41L40 177V175L38 176V177H36L35 176V173H39V171H40ZM169 167V168H168ZM190 167V166H189ZM2 168V166H0V169ZM6 168V169H7ZM19 168H21V167H19ZM70 168H67V169H70ZM76 167H74V169H75ZM86 168H87V166H86ZM91 168V170H93ZM167 168L169 169V170H167ZM176 168V167H175ZM182 168V167H181ZM3 169V168H2ZM1 169V170H2ZM5 169V168H4ZM5 169V171H7ZM11 170H12V168H10ZM13 169V170H14ZM22 169V168H21ZM84 169V168H83ZM186 169H187V167H186ZM0 170V171H1ZM11 170H9V172H11ZM87 170H88V168H87ZM89 170H90V168H89ZM90 170V171H91ZM175 170V169H174ZM179 170V169H178ZM182 170V169H181ZM180 170V171H181ZM190 170V169H189ZM56 171V172H57ZM62 171V172H61ZM74 171V170H73ZM94 171H95V169H94ZM168 171H169V174H168ZM180 171H179V173H180ZM185 171V170H184ZM187 171V170H186ZM8 172V171H7ZM14 172H16L15 170H14ZM74 172H76V170L74 171ZM74 172H72V173H70V174H72V175H74V179L76 180V181H74L72 178H70V176L71 175H69V178L71 179V180H67V182L69 183V184H79L77 181H80L79 179H78V176L74 173ZM174 172L175 171H173V175L171 174V176L173 177V176H175V175H177L178 176V174H174ZM177 173H178V171H176ZM193 172V171H192ZM2 173V172H1ZM0 173V174H1ZM6 172H4L3 173V178H5L6 179V177L4 176V174H5ZM12 174H13V171L11 172ZM55 173V172H54ZM54 173H53V175H54ZM184 173V176H185V174H187L188 175V172L187 173H185V172H183ZM182 173V174H183ZM7 174V173H6ZM40 174V173H39ZM58 174V175H57ZM190 174H191V172H190ZM37 175V174H36ZM193 175V174H192ZM8 176V175H7ZM9 176H11L10 174H9ZM9 176H8V180H9ZM59 176H58V178H59ZM92 176H94L93 178H91L92 180H93V182H91L92 184H93V186H90L91 185V183H90V181H92L91 179H90V177H92ZM170 176V177H171ZM181 175H179V177H180ZM11 177H13V176H11ZM16 177V178H15ZM48 178L50 177V176H47ZM46 177V178H47ZM188 177H189V175H188ZM2 178V177H1ZM45 178V179H46ZM47 178V179H48ZM51 178H53V176H51ZM66 178V179H65ZM174 178V177H173ZM184 178V177H183ZM194 178V177H193ZM11 179V178H10ZM13 179V178H12ZM64 179H65V181H64ZM177 180V179H180V178H174V180ZM15 180V181H16ZM85 180V179H84ZM193 180V179H192ZM86 182H87V180H85ZM84 181V182H85ZM182 181V180H181ZM17 182V181H16ZM73 182H76V183H73ZM179 182V181H178ZM192 182H194V184H195V179L192 181ZM28 183H30V184H28ZM183 183V182H182ZM197 183V182H196ZM21 184V185H20ZM28 184V185H27ZM184 184V183H183ZM67 185V184H66ZM82 185V186H81ZM171 185V186H170ZM180 185V184H179ZM198 185V184H197ZM201 185V186H202ZM12 186V187H11ZM57 186V187H56ZM71 186V185H70ZM76 186H75V188H76ZM205 186V187H206ZM56 187V188H55ZM92 187V191H90V188ZM171 187L173 188V189H171ZM178 187H180V186H178ZM210 189H209V188ZM16 188V187H15ZM79 188V189H78ZM196 188V187H195ZM9 189V190H8ZM179 189V188H178ZM184 189V188H183ZM198 189H199V187H198ZM204 189V190H205ZM3 190H4V188H3ZM8 190V191H7ZM31 190H33V189H31ZM66 190V191H65ZM70 190H72V192L74 193V195L76 196L75 197V199H76V201L77 202H79L81 205H83V204H85L86 205V203L88 204V203H90L89 205H93V209H94V211L95 212H93L92 213V208L91 209H88L87 210V214H89V210H92L91 211V213L92 214H94L92 217H91V215H88V217L90 216L91 218H90V220H87V221H89L88 223L90 224L89 226L90 227H92L91 226V223L93 224V226L95 227V231H97V234H95V236H94V231H91V234H92V236L93 237H86L87 239H85V238H83V236L85 237V235L87 234H89V236H90V233L89 232H87V231H89L88 229H90L89 227H88V229H86L85 231H86V234H84L85 233V231H84V229L82 228L83 226L85 227L86 226V223H87V221L86 220H84L83 219V216H81L80 218H81V220L82 221H80L81 223H84L83 222V220L86 222L83 226L81 225V223L79 222V221H77L72 215H69V214H71V212L70 213H67L69 216H72L71 218L73 219V220H70L71 218L70 217H66V216H64L65 217V219H63L62 217V211H64V213L66 212V210L67 209H70L71 211H73L71 208V206L72 205H70L69 204V200L70 199H68V192L70 191ZM176 190L177 189H175L174 191V193H176ZM0 191H1V193H2V190L0 189ZM30 191V190H29ZM37 191V190H36ZM35 191V192H36ZM40 191V190H39ZM38 191V192H39ZM42 191H41V193H42ZM43 191V192H44ZM88 191H90V192H92L91 194H94L93 193V191H95L97 194H98V197L97 198H95V200L94 199H87L86 197H87V194L89 195L90 193H87ZM180 191H182L183 192V190L181 189ZM185 191V190H184ZM32 192H34V191H32ZM35 192H34V195H36L35 194ZM71 192V193H72ZM198 191L196 190V192L195 193H197ZM28 193V192H27ZM72 193V194H73ZM178 193V192H177ZM199 194H200V191L198 192ZM33 194V193H32ZM38 194V193H37ZM71 194V195H72ZM183 194V193H182ZM185 194V193H184ZM177 195V194H176ZM175 195V196H176ZM45 196H46V194H45ZM73 196V195H72ZM90 196V195H89ZM88 196V197H89ZM94 196H97L96 194H94ZM179 196V195H178ZM57 197H59V199H57ZM74 197V196H73ZM73 197H71V198H73ZM91 197V196H90ZM89 197V198H90ZM184 197V196H183ZM194 197H196V195L194 196ZM202 197V198H203ZM209 197H211V198H209ZM180 198V197H179ZM181 198H182V195H181ZM185 198H186V196H185ZM206 197H204V199H205ZM33 199H35V198H33ZM48 199V198H47ZM178 199V198H177ZM203 199V200H204ZM206 199V200H207ZM4 201V204H3V206H1V204L3 203V202H1V201ZM31 200V199H30ZM30 200H28V201H30ZM37 200V199H36ZM36 200H35V202H36ZM93 200V201H92ZM179 201H180V199H178ZM178 200H177V202H178ZM185 201H186V199H184ZM199 200V199H198ZM212 200V201H211ZM34 201V200H33ZM44 201V200H43ZM42 201V202H43ZM69 201V202H68ZM75 200H72V202L73 203H75L74 202ZM182 201V200H181ZM201 201V200H200ZM68 202V204H66ZM77 202H76V204H77ZM28 203V202H27ZM71 203V202H70ZM73 203H71V204H73ZM200 203V202H199ZM203 203V202H202ZM207 203L205 204V205H207ZM25 204H26V202H25ZM25 204H24V207L23 208H25ZM29 204V203H28ZM36 204V203H35ZM38 204H37V208H38ZM66 204V205H65ZM185 204V203H184ZM30 205V204H29ZM28 205V206H29ZM33 205L34 204H32V207H33ZM79 205V204H78ZM176 207H175V206ZM183 205V204H182ZM186 205V204H185ZM201 205V204H200ZM199 205V206H200ZM69 206V207H68ZM84 206V205H83ZM82 206V207H83ZM203 206V205H202ZM22 207V206H21ZM29 207H31V205L29 206ZM36 207V206H35ZM78 208V210L80 209L79 207H80V205L79 206H77ZM86 207V206H85ZM83 207L84 209H87L88 207ZM179 207V206H178ZM177 207V208H178ZM184 207V206H183ZM186 207V206H185ZM185 207L182 209V207H181V210H184L185 209ZM203 207H205V206H203ZM6 208V207H5ZM5 208L3 207V209L5 210ZM22 208V209H23ZM52 210H51V209ZM76 208V205H75V207H74V205H73V209H75ZM201 208V207H200ZM206 208V207H205ZM208 208V207H207ZM2 209V208H1ZM21 209V208H20ZM84 209H80L81 210V212L82 211H86V210H84ZM179 209H180V207H179ZM187 209V208H186ZM197 209H199V208H197ZM69 210V211H70ZM178 210V209H177ZM200 210V209H199ZM204 210V209H203ZM203 210H201V211H203ZM209 210V211H210ZM2 211V210H1ZM14 211H18L17 210V208L14 210ZM24 211V210H23ZM45 211V212H44ZM68 211V210H67ZM185 211V210H184ZM208 211V212H209ZM10 212H12V211H10ZM9 212V213H10ZM22 212V211H21ZM61 212V213H60ZM183 212V211H182ZM1 214L3 213V214H5L4 216H6V214H8L9 215V213L7 212L6 213V211H5V213L4 212H0ZM14 213H16V212H14ZM23 213V212H22ZM26 213H24V214H26ZM76 213V212H75ZM75 213H73V214H75ZM79 213V212H78ZM77 213V214H78ZM90 213V214H91ZM205 213H206V211H205ZM10 214H12V213H10ZM17 214V213H16ZM15 214V215H16ZM81 214V213H80ZM83 214H85L84 212H83ZM82 214V215H83ZM180 214V213H179ZM182 214V213H181ZM208 214V213H207ZM206 214V215H207ZM12 215H14V214H12ZM15 215H14V217H15ZM18 215V214H17ZM20 215H22V214H20ZM32 215H34L33 217H32ZM38 215V214H37ZM76 215V214H75ZM201 215V214H200ZM202 215H203V213H202ZM4 216H2V218H4ZM25 216V215H24ZM24 216H22V217H24ZM39 216V215H38ZM37 216V217H38ZM57 216H62L61 218H62V220L61 219H59ZM78 216V215H77ZM85 216H87L86 214H85ZM181 216V215H180ZM183 216H184V214H183ZM182 216V217H183ZM187 216V215H186ZM12 216L10 215V216H8V220H7V217H5V219L8 221L7 223H10L9 221H11L12 219H14V217L13 218H11ZM18 217H20L19 215H18ZM56 217V220H57V218H58V220L60 221V225H58L59 224V222L57 223V226H54V225H52V221H53V219ZM207 217H210V215L208 216L207 215ZM15 218H17V216L15 217ZM28 218H26V217H24V219L25 220H27ZM67 218H69V220L67 219ZM79 218V216L77 217V219H80ZM94 218V219H93ZM185 218V217H184ZM202 218H205L204 216L202 217ZM4 219V222L6 221ZM9 219H11V220H9ZM21 219H23V218H21ZM87 219V218H86ZM209 219V218H208ZM1 221H2V219H0ZM19 221H20V218L18 219ZM35 220V219H34ZM55 220V219H54ZM207 220V219H206ZM261 220H262V224H261V227L260 228H263L262 229V231H261V229H258V230H260L261 232H262V234H260V235H256V234H258V232L255 230V227H259V225L258 224H260L261 223ZM19 221H17V222H19ZM30 221H33V220H31L30 219ZM90 221H91V223H90ZM179 222V224H177L178 222ZM180 221H182V220H180ZM184 221H186L185 219H184ZM188 221V220H187ZM209 221V220H208ZM213 221V222H214ZM17 222H14V223H17ZM22 222H23V220H22ZM21 222V223H22ZM34 222V221H33ZM32 222V223H33ZM36 222V221H35ZM57 222V221H56ZM56 222H55V225H56ZM211 222V221H210ZM213 222H211V223H213ZM259 222V223H258ZM3 222H1V224H2ZM13 223V222H12ZM11 223V224H12ZM20 223V222H19ZM19 223L17 224L18 225V228H19ZM188 223V222H187ZM208 223V222H207ZM36 224V223H35ZM182 224V223H181ZM184 224V223H183ZM183 224L181 225V226H183ZM210 224V223H209ZM4 226H5V228H6V225L8 226L9 224H3ZM15 225V224H14ZM13 225V226H14ZM17 225H15V227H14V229L17 227ZM208 225V224H207ZM206 225V226H207ZM212 225V224H211ZM211 225L208 227V228H210L211 227ZM212 225V226H213ZM11 226V225H10ZM10 226H8V227H10ZM12 227V226H11ZM10 227V229L11 230H13V228H11ZM93 227V228H94ZM56 228H57V230H60L61 231V239L60 240H58V238H59V236H58V234H60V231L59 232H56L55 233V231H56ZM59 228H61V229H59ZM82 228V229H81ZM87 228V227H86ZM93 228H91V230L93 229ZM184 228H187L186 227V225H185V227ZM207 228V229H208ZM212 228V227H211ZM213 228V229H214ZM3 229V228H2ZM9 229V230H10ZM70 229V230H69ZM188 229V228H187ZM6 231L5 232H7V228L5 229ZM68 230V231H67ZM179 230V231H178ZM191 230V229H190ZM194 230V229H193ZM209 230V229H208ZM0 231H2L1 229H0ZM84 231V235L82 234V232ZM185 231V230H184ZM207 231V230H206ZM210 231H212V230H210ZM210 231H208V232H210ZM214 232V231H213ZM3 233V232H2ZM58 233V234H57ZM0 234H1V232H0ZM8 233H6V235H7ZM13 234V235H12ZM20 234V235H19ZM58 236V238H56V235ZM69 234V235H68ZM180 234V233H179ZM192 234V233H191ZM190 234V235H191ZM211 234H212V232H211ZM213 234V235H214ZM6 235H4V236H6ZM83 235V236H82ZM186 235V234H185ZM189 235V236H190ZM207 235H209L208 233H206V236ZM96 236H98V237H96ZM163 236V238H162V240H160L161 239V237ZM181 236V235H180ZM182 236H184V234L182 235ZM195 236V235H194ZM193 236V234H192V237H194ZM197 236V235H196ZM257 236H258V241L260 242L259 243V245L257 244V243H254V241H256L257 240ZM192 237H190V238H192ZM208 237V236H207ZM206 237V238H207ZM7 238V237H6ZM198 238V237H197ZM215 238V237H214ZM219 238H217L218 240H219ZM180 239V238H179ZM183 239H185V238H183ZM203 239V238H202ZM213 238H211V240H212ZM181 240V239H180ZM191 240V239H190ZM206 240V239H205ZM204 240V241H205ZM211 240H210V243H211V245H212V242H211ZM219 240V241H220ZM83 241H85L84 243H86L85 245H87V247H84L83 248V246H84V243H83ZM95 241L96 240H94V246H95ZM100 241V240H99ZM99 241H97V243H99ZM104 241V242H105ZM179 241V240H178ZM183 241V240H182ZM192 241H193V239H192ZM195 242L197 241V240H194ZM202 241V240H201ZM203 241V242H204ZM217 242V243H220V242ZM242 241H244V242H242ZM4 242V241H3ZM8 242V241H7ZM10 242V241H9ZM187 242H190V241H187ZM207 242H209V241H207ZM214 242H215V240H214ZM4 243H6V241L4 242ZM81 243H83V244H81ZM101 243V242H100ZM99 243V244H100ZM106 243V242H105ZM179 243V242H178ZM192 243V242H191ZM190 243V244H191ZM199 243V242H198ZM205 243V242H204ZM204 243H203V246H204ZM262 243V244H261ZM180 244V246H181V242L179 243ZM182 244H184V243H182ZM196 244V243H195ZM253 244H257L256 246H253V247H251L250 248V246L251 245H253ZM2 244H0V246H1ZM10 245V244H9ZM9 245H6V246H9ZM83 245V246H82ZM185 246L184 247H186V244H184ZM200 245V247L199 248H201V245L202 244H199ZM198 245V246H199ZM207 245H208V243H207ZM91 246H93V245H91ZM90 246V247H91ZM93 246V247H94ZM102 246V247H103ZM179 246V247H180ZM187 246H188V244H187ZM190 246V245H189ZM188 246V247H189ZM195 246V245H194ZM203 246H202V249H203ZM206 246V245H205ZM218 246V247H219ZM264 246V245H263ZM5 247V246H4ZM11 247V246H10ZM9 247V248H10ZM100 247V246H99ZM103 247V248H104ZM110 247V248H109ZM181 247H183V246H181ZM247 247H249V255L248 256H246L244 259L242 258V257H240V255H239V253H242V251H244V249L245 248H247ZM8 247H7V249H9ZM96 248V247H95ZM103 248H102V250H103ZM109 248V249H108ZM173 248V249H172ZM198 247H197V249H198V251L197 252H200ZM106 249V248H105ZM104 249V250H105ZM178 249V248H177ZM176 249V250H177ZM188 249V248H187ZM261 249H264L263 247L261 248ZM0 250H1V247H0ZM88 250H89V248H88ZM91 250V249H90ZM99 250V249H98ZM97 250V251H98ZM104 250L103 251H101V252H104ZM247 250V249H246ZM260 250V249H259ZM9 251V250H8ZM12 251H13V249H12ZM95 251V250H94ZM178 251H182L181 250V248H180V250H178ZM178 251H176L177 253H179ZM193 251H195V254L194 255H196V250H193ZM202 251V250H201ZM238 251H240V252H238ZM252 251V252H251ZM248 253V250L247 251H245V252H243L242 254H244V253ZM261 252V251H260ZM7 253V252H6ZM11 253V252H10ZM10 253H8V254H10ZM92 253V252H91ZM99 253V252H98ZM146 253H148V254H146ZM150 253V254H149ZM194 253V252H193ZM2 254V253H1ZM5 254V253H4ZM146 254V255H145ZM180 254H182V252L180 253ZM200 254V253H199ZM199 254H197V255H199ZM11 255V254H10ZM17 255H18V257H17ZM96 255H97V253H96ZM95 255V256H96ZM100 255H102V254H99V256ZM147 255H149V256H147ZM221 255H223V254H221ZM221 255H219V256H221ZM247 255V254H246ZM6 256V255H5ZM12 256V255H11ZM93 256V255H92ZM144 256H146V257H144ZM172 256V255H171ZM170 256V258L171 259H168L167 258V261L169 262V260L171 261V260H174V259H172V257ZM178 256H179V254H178ZM193 256V255H192ZM242 256V255H241ZM262 256V255H261ZM1 257V256H0ZM7 257V256H6ZM8 257H10V256H8ZM21 257H23V258H21ZM89 259H88V258ZM143 257V258H142ZM180 257V256H179ZM189 257V256H188ZM198 257V256H197ZM1 258H3V257H1ZM109 258L108 259H106L107 261L109 260ZM140 258H141V260H140ZM145 258H146V260H145ZM149 258V259H148ZM182 258V257H181ZM192 258V257H191ZM190 258V259H191ZM194 259H195V257H193ZM199 258V257H198ZM197 258V259H198ZM263 258H264V256H263ZM14 259V258H13ZM12 259V260H13ZM91 259V260H90ZM178 259V258H177ZM176 259V260H177ZM190 259H188L189 260V262H190ZM193 259V260H194ZM8 260V259H7ZM15 260V259H14ZM95 260H96V257H95ZM99 260V259H98ZM97 260V261H98ZM104 260H105V258H104ZM182 260H184V259H182ZM260 261H262V259L260 258L259 259ZM100 261V260H99ZM117 261V262H118ZM165 261H166V259H165ZM166 261V263L167 264H169L168 262ZM175 261V260H174ZM173 261V262H174ZM179 263H180V258H179ZM187 261V260H186ZM192 261V260H191ZM199 261V260H198ZM11 262H14V261H11ZM90 262V263H89ZM94 262V261H93ZM102 262V261H101ZM100 262V263H101ZM110 262V261H109ZM113 262H115V261H113ZM117 262H115L114 264H116ZM172 262V261H171ZM194 262V261H193ZM197 261H195L194 263L195 264H197L196 263ZM257 262V263H256ZM263 264H264V259H263ZM99 263V264H100ZM105 263V262H104ZM103 263V264H104ZM111 263V262H110ZM121 263V261L119 262V263H117V264H122ZM165 263V262H164ZM176 263H177V261H176ZM187 262H185V264H186ZM0 264H8V262L6 261V260H4V259H0ZM14 264V263H13ZM92 264H96V262L95 263H92ZM107 264V263H106ZM109 264V263H108ZM112 264V263H111ZM172 264V263H171ZM178 264V263H177ZM192 264V263H191ZM259 264H261V262L259 263Z\"/></svg>","mask_w":264,"mask_h":264},{"label":"rangeland","instance_id":"obj_2","mask_svg":"<svg viewBox=\"0 0 264 264\" xmlns=\"http://www.w3.org/2000/svg\"><path fill=\"white\" fill-rule=\"evenodd\" d=\"M6 1H7V2H6ZM6 1H5V0H1V1H0V2H1V3H0V13H1V14H0V21L2 20V18H3V20H4V25L2 24L3 21H1V23H0V24H1V25H0V28H1V29H0V30H2V32L0 31V34H1V35H0V49H1V50H0V51H1L0 54H2V55H0V57L2 56V57L0 58V65H1V64H5V66H4V65H1V66H3V67L0 66V68H1V69H0V71H1V72H0V78H1V79H4V78L6 79V77L10 78V80H9V79H8V80L11 81L10 84H11L12 86H13V84H14V86L12 87V86L9 84L8 80L6 81L8 84H7V83H4V80H3V85H2V86L0 85V92L3 93V94L1 93V95H0V98H1V100H0V104H1V105H2V104L4 105V104H5V101H6L7 104H5V107H6V109H7V107L10 105V104H9L10 101L7 102V99H10V97H11V104H12V102L14 101L15 96H16L15 101H16V104L20 105V106H18V107H19V110H21V112H20V113L22 114L21 116H23V118H26V119H25L26 122H24L23 124L25 125V124H27V122H30V121H31L30 123L33 122L32 124L28 123L29 125H26V126H28V128H27V127H24V128H25L26 130H27V129H30V130H29L30 133H31L33 130H35L34 133L32 132L33 135L35 134L34 137L36 136V137L38 138L39 136L42 135L43 137H42V136H41V137L44 138V140H42V141L45 142V140H46V138H47V140H46V143H47V141H50V139H51L52 136H50V135L48 134L49 132L45 131V130H46L45 128H48L47 130H49V126H50V130H51V131L53 130V133H54V131H56V130L58 131L57 128H58L59 126H60V127H64V125L67 126L68 123L70 122V119H71V118H68V117H67V119H68V121L66 122L67 124L64 122L63 124L57 125V127L54 126V125H55V124H54L55 122H52V121H53V120H52V119H53V118H52V115H53V114H57V113H55L54 111H57L56 108H58L59 106H60V107L62 106V105H60L61 103H57V102H59V101H57V102L55 101L57 104L51 102L52 104H56V106H54V105L51 104V105H52L53 107H55V108H52L51 105H49V106L46 105V107L43 108V111L48 109V110H49V111H47L48 113H49V112H50V113L53 112L52 115H51V114H48V113L45 112V111H44V112L47 113V114H45L43 111H42V112H43V113H42L41 111L35 110V111H37L38 113L41 112V113H39V114H42V115H41L42 118L48 115L47 117L50 118V119H49V118H48V119H49L50 121L52 120V121L50 122L48 119H45V121H47V122H44V119H43V121H42L41 118H38V120H39V119H41V120H39V122H38L39 124H37V121H38V120L36 121V118H37L36 116L38 115V116L40 117V115H39L38 113H37V115H36V112H35L34 109L32 108V102H33V100H36V97H37V96L34 95V94L36 93L35 91H37V90H35V86H34V87L31 86V87H29L30 90H29V89L27 90V88H26V92L28 93V91L31 92V90H32V91H34V94H32L33 92H32V93H29V94H27V93L24 94V92H23V91H25V90H24L25 88H24V86H23V85H24V77H25V79H26V76H28V74H30V73L32 72V70L34 69V68L31 69L30 66L32 67V65L29 66L28 64H31L33 61L30 59L31 57H30V58L28 57L29 59H28V58H25L27 55L22 54V53H23L24 51H25V53H28L29 51H32V50L34 49L32 52H29L28 55H29V54H30V55H35V54H36V51H37V57H39L40 54H41V56H43L42 53H45L46 50L48 51V49H50V47H51V49L49 50V52L45 53L44 56H45V55L48 56V57L50 56V60H51V61H50V60H48V61H50V62H54V65H55V64H58L57 61H59V59L65 61L66 59H65L64 56H66L67 53H69V54L72 53L71 55H73L74 57H75V56H78V55H79V54H78V49H77V50H74V49H76L77 47L79 48V47L83 46V44H82V40H83V39H82V38H83L84 36H87V34H89V33H88V31H89L88 29H89V28L86 27L87 23H88V25H90V24L92 25V23H93V24L96 26V23L99 24L101 20H103V19L105 20V18H108V16H106V17H101V16H100L102 19H101V20H100V19L98 20V16H96V14H95L97 10H98V12H99L101 9H105V10L107 11V8H106L107 6H106V5H103V3L105 4L106 1H105V2L103 1V2H102V5H101L100 2H101L102 0H101V1H100V0H97V1H99V3H100V4H99V3L96 1V2L100 5V6H99L100 8H99V7H98V4H97L96 2H94V0H93L94 3L91 2L92 0H91V1L89 0V1H90V2H89L90 5L92 4V6H96V7H97V8H96V7H94V8L92 7V8H93V11H95V10H94L95 8H96L97 10L94 12L95 15L92 13L94 16H96V18L91 17V18H90L91 20L94 18V19H93L94 22L91 21V23H90V22H87V21H86V22H87V23H86V22L83 21L82 19H81V22H80V19L77 18L78 15H79V17H80V16L83 17V14H84L85 12L87 13V11L89 10V6H90V5L87 3L88 0H67V1L64 0V1H66V3L62 0L63 3L65 4V6H64V4L61 2V0H60V1H59V0H56L57 2H56V1L54 2V0H50L52 4H55V3H56V8L54 7L55 5H52V6H51V3H50V5H49V7H51V9L54 8V10H56V9H58V10H57V11H52L53 9L51 10V9L48 8V9H49V12L47 11V14H51V15H49L50 17L46 15V16H47L46 19H49V21L45 19L46 16H45V14H43V13L46 11V8L48 7L47 5L49 4V2H48L47 0H39V2H41V4H42V10L39 11V13H40V12L42 13V11H43L42 14H38V13H36V12H38V10H40V9H38V7L40 8V6H41V4H38V0H31V1H29V0H27V1H25V0H19V1H17L18 4H19L20 1H24V3L26 2L25 4L23 3V4L26 6V8H24L25 6L22 5L21 2H20L19 5L22 6V7H21L22 9H21L20 6L18 5V8H20L22 12L20 11V9H19V12H17V10H18L17 6L15 7V8H17V10H16L15 8H12V7H14V1H15V0H6ZM9 1H11V2H9ZM28 1H29V2H28ZM42 1H45V2H44L45 5H46V3L48 2L47 5H46L47 7H46L45 5H43V2H42ZM58 1H59V2H58ZM68 1H70V2H68ZM80 1H81V2H82V1H85L86 3L83 2V3H84V5H83ZM110 1H111V0H110ZM126 1H127V0H126ZM128 1H129V0H128ZM168 1H170V0H166V4H167ZM212 1H213V0H212ZM216 1H217V0H216ZM222 1H223L224 3H223ZM233 1H234V2H233ZM249 1H251V3H252V4L250 3L251 5L249 4ZM256 1H257V2H256ZM256 1H255V0H221V1L218 0V1H217V4L215 3V6H214V7H216V9H215V13H216V14L214 13V15L217 16V17L215 18V16H212V18H211L212 20H210L212 23L209 22V23H208L209 25H207V27L209 28V30H208V28L205 30V33H207L206 35H205L204 32H203V33L201 32V35L203 34V35L205 36V37H203L204 39L200 37L201 35H200L199 32H198V33H199L200 36H199L198 34H196V35H198V37H199L201 40L198 39V37L195 35V38H196V37H197V38H196V39L194 38V41L196 42V41L198 40V41H197L198 43L196 42L197 44L194 43V42H192L191 39H189V36H188V32H187V31H186L187 35H186V33H185V34L182 33V31L184 32V31L186 30V28H187L186 26L188 25V23L186 24V21H187V20L185 21L184 18H185V17H188L187 15H189V14H192V13H194V12H197L198 10H199L200 12H202V11H203L202 9H203V6H204V5H203L204 2L202 1V2H203V3H202L201 1H199V5H198V2H197V5H195V4L193 3L194 6H193L191 3H189L188 5H190V4L192 5V6H188V7H187V8H189V9H188L189 11L186 9L185 6L187 5V3H185L186 5L183 6V9H184V10L182 9L183 12L180 10L181 13H180V12H179V13H178V12L175 13V12L177 11V10H176V8H177L176 5L178 4L177 2H175L176 4H175L173 1H172V2L170 1V2H169V3L171 4V7L173 6L172 4L175 5V6L173 7L174 9L172 8L173 10H171V8H170V4H169V3H168V4H169V7H168V4L166 5V10L170 9V10H169L170 12L168 11L167 18H165V19H166V20H167V19L169 20V19L171 18V20H169V22H168V20H167V22H166L167 27H166V28H168V23H169V28H171V26H174L173 28H178V27H177L178 25L176 26V24H177V23L179 24V23L181 22V24H179V26H181V27L179 28V30L177 31V29H175L176 32H178L177 35L181 32V33H180L181 36H180V34H179L178 37L175 38V39H178V41H179V38L182 37V34H183V37H182V38L184 39V38H186V36H187V38H186L184 41L180 38V41L182 40L183 43H185V41H187L188 39L191 41V42H190L191 44H189V42H188L189 40H188L187 43H185V44L182 46V44H183L182 42H181V43H182V44H181L180 41L178 42L177 40H175V42L177 41V44H180V45H181V46H180V45H177V44H176V48H178V50L180 51V54H179V51L176 49V50H177V51H176V57H179L180 55H182L183 52H181V49H182L183 47L185 48V45H187V44H188V47H186L187 50L185 51V49L183 48L184 50H182V51L187 52V51L191 50V51L188 52V53L190 54V53L192 52L193 48L195 47L194 50H193V52H192V53L195 54V55H193V54L191 55V54H190V55H189L190 60H188V59L186 60V58H185L184 61H183L184 58H181V59H182V60H181V59H180L181 56L179 57V59H180L179 61H180V62L183 61V62H182V63H183L182 65L184 66V64H185L184 67L187 68V71H188V72H185L186 69H185V68H182L183 66L181 67V66H180V63H178L179 66L176 65V66H177L176 68H178V67L180 68L179 71H177V72H180V70L183 71V72H180V73H184V72H185L184 77H188L189 80H188L187 78H186V80H188V82H190L192 85H191L190 83H188V82L185 80V78L182 77V80H181V82H180V84H181V89H180V91L183 92V93H181V94H184V92H185V94L182 95V98H181V105H182L183 110H181V112L179 113V116H177V117H179V118H177V119H178L179 124H180L181 126H180V125H178V126L176 125V128H177V130H178L179 132L175 131L176 129L174 128V132H172L173 134L171 133L172 138L170 137V139H172L173 142H172V141H169L170 144H172V143H174V142L177 141L176 143H174V144H172V145L169 144V147L172 148L171 151H173V150H177V152H178V154H179V157H180L181 155L183 156V159H182V158L179 159V157L177 156V153H176V152H175V154H174V152H173V154L176 155V156H174V157H171V156H170V155H172V153H171V154L169 155L170 160H174L173 162L170 161L171 164L174 165L173 163L175 162V164L177 163L178 165H177V166L174 165V166L176 167V168L174 167L175 170H174V169L172 170V167H173V166L170 165V167L172 166L171 169H170V170H172V171H170V174H169V171H168V174H169L170 176H171V174L173 173V171H175L174 174L176 173V174H178V176L175 175V176H173V177H174V178H175V177H176V178H180V179H177V180L175 179V180H174V178H173L172 176H171V177L169 176L170 181L173 180V181H175V183H179V184H180V185L177 184V186H176V185L173 184V182H171V185L173 186V188H174V186H175L174 189H173L172 187H171V189H173L172 192H173V194H174V195H173L174 199H175V197H176V199H175L176 204H175V205H176L177 207H178V206L180 207V209H179V207L177 208V207L174 205V206L176 207V208H175L176 211L180 213V214L178 213V214H177L178 216L175 217V218H177V220H178V218H182V219H179V220H178V221L180 222V225H179L180 228H179V230H181V231L178 230V231H179V232H178V235H179V236H178V240H179V241L177 240L176 246L174 247V248H176V249L178 248L177 250L175 249V253H174V254H177V255L173 256V253H172V252L174 251L173 248H172L173 251L171 250L172 252L169 251V253H170L173 257H172L171 255H170V256H171L172 259H174L175 261H174V260H171V261H172V262H171V261L169 260V262H170V263H169V262L167 261V258H168V259H171V258H170V256H169V254L167 253V254H166V257H167V255H168V257H167V258H164V259L162 260V261L165 262V263L163 262L162 264H167L166 261H167L169 264H171V263H172V264H177V263H178V264H185V262H187L186 264H191V263H192V264H195V263H194L195 261H197V262H196L197 264H213V261L216 260V259H219V260H221V259H222V260H225V259H226V258L224 259L223 256H225L224 254H227V253H225V252H224V253L221 252V251H223V250H221V249H220V246H219V245L222 243V241L220 240L221 238H219L220 236H218V237H217V235L215 236V234H217V233H215L216 230H215L214 225H213V224L215 223V221H214L215 218H214V217L212 218L211 210H210L211 206H208L210 203H213V201H212L213 199H212L211 197H209V198L212 199V200H211L212 202L209 203L210 200L207 199L208 197L204 195V197H206V198L204 199L203 195H201V194H205V193H202L203 191H206V192L209 193L210 190L207 191V189H205V188H207L206 185H205V186H206V187H205V186H203L202 184H199L200 182L197 180L198 178L195 176V175H196V172H195L196 170H195V171L193 170V169H194L193 167L195 166V165H194V164H195V160L193 161V159H191V157L194 156L193 158H195L196 155H197V153H198V151H199V149H202V146H204V143H205L206 141H209V140L207 139V137H208L209 135H210V136H211V135L213 136V134L215 133V130H214V129H215V126H216V124L219 122V120H217L218 117H217V114H216L217 106H215V105H217L218 101H220L221 91L223 90V86H224L223 83H226V82H224V81H225V76L228 75V76H226V80H227V79L229 78L230 73H235V72H236L235 69H237V67H240V68L237 69V70H239V73H241L240 71L243 70L242 73H248V74H249V75H248V76H249V79L246 78V77H245V79H243V78L240 76V77H241L240 79H241V80L243 79L241 82L238 81V80H237V81H238L239 83H238L236 80H234V81L237 82V87H244V88H245V87H248V86L251 84L250 82H248L250 79H252L251 81H254V80H255V79H253L254 77H253V78H252V77L250 78L251 74H252V73H259L260 71H262V70H259V69H258L259 67H255V66L252 64V62L250 63L249 61H251V60H247L248 58H245L246 56L249 57V55L251 54V53H248V51L251 50V49H250V44H249L250 41H249V40H246V39L244 38V37L246 36V33L250 31V28L252 27V25H255V24H256V26H258V25H259V26H264V24H260V22L262 23L261 20L258 21V19H259V18H258V17H259V12H260V11L262 12L261 16L264 15V14H263L264 9L262 10V8H263V6H264V0H262V2H261V0H259V1L256 0ZM53 2H54V3H53ZM67 2H68V3H67ZM107 2H108V1H107ZM107 2H106V3H107ZM145 2H146V1H145ZM200 2H201V3H200ZM218 2H219V3H218ZM220 2H221L222 4H220ZM232 2H233V3H232ZM254 2H255V3H254ZM11 3L13 4V6H11V5H12ZM15 3H16V1H15ZM61 3H62V5H61ZM77 3L80 4V6H79ZM95 3H96V4H95ZM125 3H126V2H124L123 5H124ZM142 3H143V2H142ZM258 3H260V4H258ZM4 4H5V5H4ZM69 4H71V5H72V4H75V5H73V6H74V8H75V6H76V10L73 9V8H72V9L75 10L74 12H76V11L78 12L77 17H76V15H75L76 13H74V12H72V13H74V14H72V13L70 14V15H72V16L75 15V16H73V18L70 17V16L68 15V12H66V14H65V12H63V10L66 9L65 11H69V10H67V9L73 7V6L69 5ZM76 4H77V5H76ZM81 4H82V5H81ZM85 4H87V5H85ZM93 4H95V5H93ZM200 4H201V5H200ZM228 4H229V5H228ZM231 4H232V5H231ZM234 4H235V5H234ZM247 4H248L249 6H248ZM255 4H256L257 7H258V5H259V7H260V5H261L262 7H260L259 9H257V8L255 7ZM262 4H263V5H262ZM15 5H16V4H15ZM37 5H40V6H37ZM57 5H58V7H57ZM60 5H61V6H60ZM220 5H221V6H220ZM233 5H234V6H233ZM252 5H253V7H252ZM7 6H8V7H7ZM10 6H11V7H10ZM83 6H85V9L82 8ZM102 6H105V7L102 8ZM121 6H122V5H119V8H120V9H121ZM199 6H200V7H199ZM201 6H202V7H201ZM217 6H218V9H217ZM219 6H220V7H219ZM226 6H227V7H226ZM245 6H246V7H245ZM5 7H7V8H5ZM36 7H37V8H36ZM44 7H46V8H44ZM59 7L61 8V10H60ZM62 7H64V9H63ZM78 7H80V9H79ZM86 7H87V8H86ZM167 7H168V8H167ZM194 7H195V8H194ZM198 7H199V9H198ZM221 7H224V8H221ZM229 7H230V8H229ZM251 7H252V8H251ZM254 7L256 8V10H258V12H256V10H255ZM1 8H2V9H1ZM4 8H5V9H4ZM23 8H24V10H23ZM43 8H44L45 11L43 10ZM81 8H82V9H81ZM90 8H91V6H90ZM92 8H91V9H92ZM190 8H191V9H190ZM201 8H202V9H201ZM226 8H227V11H228L229 14H230L229 16H228V12H227V11H226V13L224 12V11L226 10ZM248 8H249V9H248ZM250 8H251V9H250ZM9 9H11V10H9ZM12 9L15 10L16 13L13 12ZM25 9H26V10L28 9V10L26 11ZM36 9H38V10L36 11ZM62 9H63V10H62ZM87 9H88V10H87ZM177 9H178V8H177ZM197 9H198V10H197ZM220 9H221V10H220ZM223 9H224V10H223ZM246 9H247V10H246ZM260 9H261V10H260ZM8 10H9V12H13V13H15V14L12 13V14H13V15H12L11 13L8 12ZM73 10L70 9V12L73 11ZM78 10H79V11L83 10V11H81V12H84V13L81 14V12H79ZM85 10H86V11H85ZM105 10H103V11H104V14H103L104 16H105V13H106V15L111 14L109 10L107 11L108 13L105 12ZM174 10H175V11H174ZM185 10H187V11H185ZM193 10H195V11H193ZM196 10H197V11H196ZM240 10H241L242 13L240 12ZM243 10H244V11H243ZM252 10H253V11H252ZM4 11H5V12H4ZM23 11H25L24 14H22ZM29 11H30V12H29ZM31 11H32V14H33V11H34V14H33V15L31 14ZM50 11H51V12H50ZM90 11H92V10H90ZM103 11L101 10L102 13H103ZM171 11H172V13H171ZM173 11H174L175 14L173 13ZM184 11H185V12H184ZM190 11H191L192 13H191ZM250 11H251V12H250ZM3 12H4L5 14H4ZM57 12H58V13L62 12V13H64L65 15L62 14V15L59 16V14H58ZM70 12H69V13H70ZM111 12H112V11H111ZM187 12H188L189 14H188ZM217 12H218V13H217ZM221 12H222L223 14H222ZM255 12H256V13H255ZM8 13H9V14H8ZM25 13H26L27 15H25ZM28 13L31 14V17H30V18L28 17L30 21H25V20H28V18L26 17V16L29 15ZM35 13H36L37 15H36ZM45 13H46V12H45ZM182 13H184L185 16H183L184 14H182ZM220 13H221V14H220ZM224 13H225L226 15H225ZM240 13H241V15H240ZM243 13H245L247 17H246L245 14H243ZM251 13H252V15L250 16ZM10 14H11V16H10ZM60 14H61V13H60ZM125 14H126V13H125ZM169 14H172V16L170 15V17H168ZM218 14H219V15H218ZM255 14H256V15L258 14L257 17H256ZM2 15H4V16L2 17ZM14 15H15V16H14ZM19 15H20V16H19ZM23 15H24V16H23ZM34 15H35V17H33ZM40 15L42 16L41 18H40ZM55 15L58 16L57 19H55L56 17L53 18ZM97 15H98V14H97ZM165 15H166V13H165ZM165 15H164L163 17H165ZM179 15H180V17H179ZM12 16H13V17H12ZM22 16H23V18L25 17V19H24L25 23H27V24L29 23V25H30V24H34V25H35V23H36V26L39 27V29H38V28H35L36 26H34V25L29 27V25H27V24L24 23V21H21V20H23V18L20 19V17H22ZM38 16H39V17H38ZM43 16H44V17H43ZM51 16H52V17H51ZM63 16H64V18H61V17H63ZM65 16H66V17H65ZM190 16H191V15H190ZM224 16L226 17V19H225ZM227 16H228V17H227ZM240 16H241L242 18H241ZM253 16H254L255 18H253ZM261 16H260V19L263 18V17L261 18ZM6 17H8L10 20H9V19H8V20L5 19ZM10 17H11L12 19H11ZM17 17H18V19H17ZM48 17H49V18H48ZM59 17H60L61 19H63L64 22H63V20H62V21H61V20L59 21ZM67 17H68V18H67ZM100 17H99V18H100ZM172 17H173V18L176 17L177 19H175V18L173 19ZM183 17H184V18H183ZM239 17H240V18H239ZM249 17H250V18H249ZM32 18H33V20H32ZM50 18H52V21H51ZM66 18H67V19H66ZM71 18H72L73 20H74L75 18H76L75 20H78V19H79V20H78V23H80V25L76 24L77 21L73 22ZM180 18H181V20H180ZM228 18H229V19H228ZM256 18H257V19H256ZM15 19H17L18 21L16 22ZM19 19H20L21 22L19 21ZM34 19H36V20H34ZM44 19H45L46 21H45ZM70 19H71V20H70ZM95 19H97V22L95 21ZM190 19H191V18H190ZM238 19H239V20H238ZM242 19H243V20H242ZM244 19H245V21H244ZM251 19H252V20H251ZM253 19H255V20H253ZM263 19H264V18H263ZM263 19H262V20H263ZM5 20L7 21V23H6ZM13 20L16 22V25H14L15 23H13V24L8 23L9 21L12 23ZM38 20H40V21H38ZM53 20H55V22H56V20H58V21L56 22V24H54ZM174 20H175V22H174ZM179 20H180V21H179ZM214 20H215V21H214ZM225 20H226V21H225ZM247 20L251 21V22H250L251 25L248 24L249 21H247ZM35 21H36V22H35ZM44 21H45V22H50V21H51V22H53L52 24L55 25V26H52L51 23H49V25H48V23H45V24H44ZM67 21H71V23H73V24H71V26L74 25V26H73V28H74V32L78 29V28L76 29V27L79 26V28H81V26H82L83 24H84L85 26H83V27L81 28L82 31H81L80 29H78L77 32L74 33V32L72 31V30H73L72 27H70V25H68V23L66 24V25H68V27H67V26L65 27V26L63 25V24H65ZM89 21H90V20H89ZM98 21H99V22H98ZM106 21H107V20H106ZM170 21L172 22V24L174 23V25H172V24L170 23ZM183 21H184V22H183ZM227 21H228V22H227ZM246 21H247V22H246ZM253 21H254V24H252ZM256 21H257V22H256ZM22 22H23V23H22ZM34 22H35V23H34ZM40 22H42L41 24L44 25V27H45V30H44V31H45L46 33H45L44 31H43L44 33H40V31H42V30L44 29L43 25H41ZM82 22H84V23L81 25ZM95 22H96V23H95ZM187 22H188V21H187ZM239 22H240V23H239ZM245 22L247 23V25H246ZM5 23H6V24H5ZM19 23H22V24H19ZM62 23H63V24H62ZM74 23H75V24H74ZM85 23H86V24H85ZM224 23H225V24H224ZM227 23H228V24H227ZM258 23H259V24H258ZM263 23H264V20H263ZM9 24H10L11 26H8ZM18 24L20 25L21 28H20V27L18 28V26H19ZM37 24H38L39 26H38ZM46 24H47V26H46ZM69 24H70V22H69ZM107 24H108V23H107ZM107 24H106V26L104 27V29L108 28V31H110V32L112 31V33L116 32V31H114L113 29H112V30L109 29V26H110V25L107 26ZM182 24H184V27L182 26ZM214 24H215V25H214ZM242 24H244V25L247 26V27H245L244 25L242 26ZM2 25H3V26H2ZM5 25H6V26H5ZM17 25H18V26H17ZM24 25H25V27H23ZM26 25L29 27V29H31V27H32V28H33V29H32L33 32H35L34 29H36L37 32H39V33L37 34V35H39V36H38V37H39V38H38L39 40L36 39V38H37V37H36V36H37V35H36L37 32H35V34H34V35H36V36H34L35 39H34V37L32 36V35H33V32L29 35V36H30V39H29V40H31V41H29V40H25L26 43H27V41L29 42V44L27 43V46H25L26 43H25V41L23 40V39H25V38H27V37H21V36L24 34V31H22L21 29H25V28L27 27ZM40 25H41L42 28H43L42 30H40V28H41ZM50 25L52 26V28H53L55 31H57V33H58V31H60V30L63 28L60 32H61V34H62V33L64 34V37H63V35L60 34V35L62 36V37H61V36L59 35V33H58V35H56L57 33H55L54 30H52L54 33L51 32L52 35L54 34V35H53L54 37L51 36V35H50L51 37H49V36L47 35V34H48L47 31H48V30L51 31L52 28H51ZM225 25H226V26H225ZM12 26H13V27H12ZM14 26H17V28L20 29V30H17V32H16V29H17V28H16V27L14 28ZM62 26H63V27H62ZM165 26H166V25H165ZM175 26H176V27H175ZM189 26H190V23H189L188 27H189ZM192 26H193V24H192ZM211 26H212L213 28H212ZM222 26H223V28H222ZM241 26H242V27H241ZM248 26H250V27H248ZM259 26H258V27H259ZM7 27H8V28L11 27L10 30H11L12 28H14V29L11 30V32H9V30H7V32H6L5 30L7 29ZM22 27H23V28H22ZM28 27H27V28H28ZM47 27H49V28H51V29H49V28H47ZM92 27H94V26H92ZM92 27H90V28L92 29ZM147 27H148V26H147ZM147 27L145 28V26H144L142 31H145L146 29H147V31H148V30H149V27H148V28H147ZM182 27H183L184 30L181 31ZM214 27H215V28H214ZM238 27H239V28H238ZM27 28H26V29H27ZM46 28H47L48 30H47ZM65 28H67V29H65ZM69 28H71V29H69ZM86 28H87V29H86ZM100 28L103 29V27H100ZM173 28H172V29H173ZM192 28H193V27H192ZM221 28H222V29H221ZM246 28L249 29V31H247ZM252 28H254V26H253ZM252 28H251V29H252ZM261 28H263V27H261ZM64 29H65V31L67 30V32H69V33H71L70 31H72V32H73V35L75 34V36L72 35V36H73V37H72V36H71L72 33H71V34H69V35H70L69 38H68V36L66 37V34L68 35V33H67V32H63ZM84 29H85V31H83ZM102 29H99V30H102ZM144 29H145V30H144ZM161 29L164 30V29H165L164 26H163V28H161ZM161 29H159V30H161ZM187 29H188V28H187ZM213 29H215V30H213ZM223 29H224V30H223ZM233 29H234V30H233ZM241 29H242V30H241ZM243 29H244V30H243ZM256 29H257V27L254 28V30H256ZM27 30H28V29H27ZM39 30H40V31H39ZM69 30H70V31H69ZM79 30L81 31V33H80ZM87 30H88V31H87ZM212 30H213V31H212ZM221 30H222V31H221ZM245 30H246V31H245ZM254 30H251V31H254ZM260 30L262 31V29H260ZM12 31H13V32L15 31L14 35H15V34H18V32H19V34H18V38L16 37L17 35L12 36V35H13ZM50 31H48L49 34H50ZM102 31H104V32L102 33ZM102 31H100V32L102 33V36H104V37H102L103 40H105V39L108 40L111 36L114 37L115 35L119 34L118 32H121V30H120V31L117 30V31H118V32H116L117 34H112V33H111L112 35H110V37H109L108 34H109L110 32H108L107 30H102ZM161 31H162V30H161ZM179 31H180V32H179ZM206 31H208V32L211 31V32L208 34V32H206ZM236 31H237V32H236ZM244 31H245V33L243 34ZM3 32H4V34H3ZM5 32H6V33H5ZM21 32H22L23 34H21ZM82 32H83L85 35H83ZM85 32H86V33H85ZM89 32H90V31H89ZM106 32L108 33V34H107L108 36H105V35H104ZM149 32H150V31H149ZM149 32H147V33L149 34ZM212 32H214V33H212ZM238 32H239V33H238ZM8 33L10 34V37H9V34H8ZM124 33L126 34V33H128V32H126V31L124 30ZM145 33H146V31H145ZM234 33H235L236 35H235ZM241 33H242V34H241ZM5 34H7L8 36L5 35ZM40 34H42L43 37H41ZM44 34H46V35L50 38V40H49V38L45 35L46 38H47V40H46ZM81 34H82V35H81ZM122 34H123V31L121 32L120 35H121L122 37H125V36L122 35ZM143 34H144V33H143ZM148 34H147V36H149V39H147V41L144 39L145 43L147 42V44L149 43V44H151V45H152V43H156V42H152L153 39L150 40V35H148ZM150 34H151V32H150ZM220 34H221V37H220ZM237 34H239V36H238ZM240 34H241V36H240ZM3 35H4V36H3ZM55 35H56V37H55ZM113 35H114V36H113ZM184 35H186V36L184 37ZM209 35H210V36H209ZM212 35H214L215 37L212 36ZM243 35H244V37H243ZM5 36H6V38H4ZM24 36H25V35H24ZM81 36H82V37H81ZM144 36H146V34H145ZM147 36H146V37H147ZM179 36H180V37H179ZM211 36H212V37H211ZM217 36H218V37H217ZM237 36H238V37H237ZM11 37H12V38H11ZM14 37L17 38V39L15 38V40H19V43H20V44L24 41L21 45L23 46V45L25 44L24 47H26V49H27L28 52H26V50H24L23 52H20V50H19V52L17 51V52L19 53V55H16V54H18V53L16 52V54H15V56H14L13 53H14V51L16 50V49H14L15 46L17 47V50H18L19 48H21V50L25 49V48H22V46H20V47L17 46V45H20V44H15V41L13 40ZM31 37H32L34 40H32ZM57 37H58V40H56ZM59 37L63 38L62 41L65 40L66 43H67L68 39H69V41H71V39H72V40H73V44H71V43L69 42V43L67 44V47H66V45H64V44H66V43H65V42L63 43V42H62L64 47H61V48H62V49L64 48L63 50H64V51H67V52H63L62 49H61L62 52L60 51L62 54L65 53V54L63 55L64 58L61 59V58L59 57V56L61 55V53H60V54L58 53V54H56V55L54 56V58L51 59V55H54V54L51 53L50 51H51V50L54 51V50L52 49V48L54 47V45H55V46H56V45L59 46V44H58V43H59ZM70 37H71V38H70ZM116 37H117V36H116ZM122 37H120V38L123 39ZM210 37H211V38H210ZM219 37H220V38H219ZM242 37H243V38H242ZM1 38H2V39H1ZM21 38H22V41H20ZM28 38H29V37H28ZM51 38H52V39H51ZM53 38H55V40H53ZM67 38H68V39H67ZM85 38H86V37H85ZM98 38H99V37H98ZM98 38H97V39H98ZM158 38H159V37H158ZM205 38H206V39H205ZM234 38H235V39H234ZM236 38H238V39H236ZM10 39L13 40V42H14V44H15V45H14V44L12 43V46H13L14 48L10 46V43H11V42L9 43V40H10ZM41 39H43V40H42L43 42H41ZM81 39H82V40H81ZM111 39H112V38H111ZM111 39L108 40L109 42H106V40H105L104 43H106V45H107V43H108V44H111V42H110V41H112ZM115 39H117V38H115ZM118 39H119V36H118ZM207 39H208V40H207ZM240 39H241V40H240ZM242 39H244V40H243L244 42L242 41ZM4 40H5V41H4ZM6 40H7L8 42H7ZM11 40H10V41H11ZM60 40H61V39H60ZM77 40H80L81 42L79 43ZM204 40L206 41V43H205ZM230 40H233V41H230ZM234 40H236V42H235ZM238 40L241 41V42L239 43ZM33 41L35 42V44H33ZM39 41H40V42H39ZM46 41H47V42H46ZM50 41H51V42H50ZM55 41H56L57 43H56ZM74 41L77 42V44H80L81 46L75 44ZM83 41H85V40H83ZM99 41H100V39H99ZM101 41H102V40H101ZM101 41H100V42H101ZM148 41H149V42H148ZM153 41H154V40H153ZM155 41H156V39H155ZM200 41H202V42H200ZM246 41H247L248 43H247ZM2 42H3V43H2ZM31 42H32V43H31ZM49 42H50V44H49ZM150 42H152V43H150ZM159 42H160V41H159ZM233 42H234V43H233ZM6 43H7V44H6ZM30 43H31V44H30ZM36 43H37V44H36ZM38 43H40V44H38ZM51 43H53V44H52L53 46H51ZM54 43H56V44H54ZM83 43H84V42H83ZM102 43H103V41H102ZM201 43H202V44H201ZM237 43H238V44H237ZM243 43H244V44H243ZM245 43H247V44L249 45V46H248V47H249L248 49H246L247 44H245ZM5 44H6V45H5ZM45 44H49V47H48V45H47V49L44 50V48H46V47H45V46H46ZM69 44H71V45H69ZM147 44H146V46H147ZM149 44H148V45H149ZM156 44H157V43H156ZM160 44H161L160 46L163 47V45H162L163 43H160ZM192 44H193L194 47L192 46ZM194 44H195V45H194ZM198 44H199V45H198ZM230 44H231V45H230ZM233 44H234V45H233ZM1 45H2V46H1ZM8 45H9V48H11V49L13 48V49H14V51H13V53H12L13 55H12L11 52H10L11 50H10V49H9L10 51L8 50ZM31 45H32V46H31ZM33 45H34V46H33ZM35 45H36V47H35ZM42 45H43V46H42ZM44 45H45V46H44ZM68 45H69V46H73L72 48H71V47H70V48L73 49L74 51L71 50V49L69 48ZM76 45H77V46H76ZM106 45L104 44L103 47L105 46V48H107V49H104V50L101 49L102 52L104 51V53H103L104 55L101 53V54H102L101 57H107V58H108V57L111 56V58H112L113 60H112L111 58H109V60H111V61L113 62V61H114V58H116V57H118V56L115 55V54H113L114 52L111 51V50H113V49H111L110 47L108 48V47H107L108 45H107V46H106ZM151 45H149V47H151ZM189 45L192 46V47H191L192 49L189 47ZM196 45L198 46L199 51L197 50ZM241 45H242L243 48H245V50H244L245 52H244V53H239V50H241V52H242V50H243V49H241L242 47H239V46H241ZM243 45H244L245 47H244ZM4 46H5V48H4ZM6 46H7V47H6ZM28 46H31V47H33V48H29ZM37 46H38V47H37ZM75 46H76V48H75ZM227 46H228V47H227ZM232 46H233V47H232ZM234 46H235V47H234ZM1 47H2V48H1ZM18 47H19V48H18ZM34 47H35V48H34ZM56 47H57V46H56ZM152 47H154V46L152 45ZM155 47H156V45H155ZM158 47H159V46H158ZM164 47H165V45H164ZM179 47H180V48H179ZM210 47H211V48H210ZM36 48H37V49H38V48H41V49L43 48V51H44V52L42 51L41 53H39V52L41 51V49L37 50ZM65 48H66V49H65ZM67 48H69V50L72 51V52L70 53V51H69ZM81 48H82V47H81ZM81 48H79V51H80ZM188 48H189V49H188ZM230 48H231V49H230ZM235 48H236V49H235ZM28 49H30V50H28ZM108 49H109L111 52H113L111 55L109 54L110 52H109V53H107L108 51L105 52V51L108 50ZM226 49H228V51H229L230 53H229ZM3 50H4V52H5V51H8L9 53H7V52L3 53V52H2ZM35 50H36V51H35ZM232 50H233V51H232ZM235 50L238 51L237 53L240 54V57H239L238 54H236V51H235ZM34 51H35V52H34ZM68 51H69V52H68ZM194 51H195L197 54H199V55L202 54V55H201L202 57L199 56V55L197 56V54H196ZM206 51H208V54L206 53ZM231 51H232V52H231ZM33 52H34V53H33ZM177 52H178V53H177ZM201 52H202V53H201ZM246 52L248 53V55H247ZM249 52H250V51H249ZM251 52H253V51L251 50ZM6 53H7L8 55H7ZM20 53H21V54H20ZM31 53H32V54H31ZM38 53H39V55H38ZM75 53H76V54H75ZM105 53H107L108 56H105V55H106ZM115 53H116V52H115ZM209 53H210L211 55H210ZM225 53H226V54L228 53V54H227V55H228V58L226 57L227 55H226ZM10 54H11V55H10ZM47 54H50V55H47ZM69 54H68V55H69ZM116 54H118V53H116ZM142 54H143V53H142ZM177 54H179V56H177ZM205 54H207V55H205ZM229 54H230V55H229ZM235 54H236V55H235ZM241 54H242L243 56H241ZM4 55H5V56H4ZM20 55H21V57H16V56H20ZM23 55H25V57H23ZM30 55H29V56H30ZM58 55H59V56H58ZM81 55H82V53H81ZM81 55H79L78 57L81 58V57H80ZM112 55H114V57H113ZM225 55H226V56H225ZM233 55L236 56V58L238 57V59H240L242 63H241L240 61H239V62H240V63H239L238 60H236V58L231 57V56H233ZM245 55H246V56H245ZM3 56H4V57H3ZM12 56H13V57H12ZM61 56H62V55H61ZM85 56H86L85 53H83V57H85ZM115 56H116V57H115ZM206 56H207L208 58H209V56H210L211 58H210L209 60H208V58L205 59L204 57H206ZM6 57H7V58H6ZM34 57H36V56H34ZM52 57H53V56H52ZM58 57H59V58H58ZM74 57H73V58H74ZM83 57H82V58H83ZM88 57H89V56H87V57H85V58L87 59ZM101 57H99V59H100ZM191 57H192V58H191ZM193 57L196 58V59H194ZM197 57H198L199 59H198ZM241 57H242V58H241ZM243 57L246 59V62L242 60ZM4 58H5V59H4ZM17 58H21V59L23 58V61H25V60H26V61L29 60V62H26V61L23 62V63H25V64H24L25 66H24V65L22 64V60H21V61H20L19 59L17 60ZM39 58H41V57H39ZM55 58H57L58 60L56 59V60H57V61H56ZM76 58H77V57H76ZM79 58L76 59L77 62H78L79 60H81V61L83 60L84 62H82V63H84L85 66L87 67V68H85V69L83 68L84 70H83L81 73L79 72V71H80L79 68H81V70H82V67H81V66H82V63H80V62L77 63L76 60H75V61H74L75 64H76V63L78 64V65L76 64L77 66H76L75 64H73V65H75V68H74L73 65H72V66L69 68L70 71H69V69L67 68L66 70H67L68 72H64V71L61 70V71H60L61 74H59V73H57V74H59L60 76H61V75L64 76L63 73H71L70 75H72V76L67 77V78H69L70 82H72L74 79H76V78H75L76 76H79V79H80V78H82V77L85 75L86 78H82V79H80V81H81V80H83V81H81V82L78 81V82H80V84H77V87L79 88L80 85L82 84V82H85L86 85H85V84H82L81 87H80V89H82V90L85 89L86 91H84L83 93H84V94H87L89 97H87V96L85 97V95L83 94L84 97H85V98H84L83 95H82V93H81V94H78V93H80V92L82 91V90H80V89H78V92H77V94H76V91H75L76 89L72 90V89L68 88V87L71 86V85H69V84H70L69 81H67V79L65 78V77H66V74H65V76H64V79L61 77V78L63 79V80H62V79L56 74V70H55V72L52 73V74H54V75H51V74H50V73L52 72V70H50L51 72H48V71L46 72V71L44 70L46 73H48L47 75H49V74L51 75V76L49 75L50 78H48L46 74L43 75V76L46 75L45 78H47V80H49V81H48L49 83H50V81L53 82V83H55V89H53V87H54V86H53V85H54L53 83H50V84H49L52 88H51L50 86L47 85V84H48V83H46L47 80H46V81L43 80V79H45L44 77H43V78H42V77H41V78H40V77L37 78V79H38V80H37L38 83H40V82L43 81V83L46 84V85L44 86V87H45L44 91L42 90V92H43V96H42V93H41V96H42V97H44L45 94L49 92L48 90L51 91V89L54 90L53 94H54V93H57V91L59 92L58 88H61V89H60L61 91H60L59 93H63L65 90H66V92H67V91L70 89L71 91H73L72 93H74L75 96H76V95H81L82 98L85 99V103L87 102V103H89V104H90V103L94 104L93 102H95L96 100H97V101H96V103H97V102H99V100H100V101L102 100V97L104 98V95L107 96V94L105 93L106 91L104 92V90H106V87H105V86L107 85V84L104 85V84H105V83L103 82V81H104V79H103L104 77L101 78V79L103 80V81H102L101 79H99L100 76H97V77H96V74H95V73L98 72V69H99V68H102V67L105 65V64L103 63V61L106 63L108 59H107V58H102V59L100 60V62H102L103 65L101 64L102 66L99 67V65H97V62L99 61V59H98V60L96 59L97 62H95V60L92 59L91 61H94V62H95V65H93L94 62L92 63V62H90V60H88V62H87L84 58H83V59H79ZM1 59H2V60H1ZM24 59H25V60H24ZM53 59H54V61H53ZM78 59H79V60H78ZM103 59H104V60H103ZM105 59H106V61H105ZM191 59H194L193 61H195L196 64H195V62L193 63V61H191ZM197 59H198V60H197ZM16 60H17V63L20 62V64H17V63L15 62ZM37 60H38V59H37ZM39 60L41 61V59H39ZM39 60H38V61H39ZM102 60H103V61H102ZM116 60H117V59H116ZM203 60H204V63L202 64L201 62H203ZM2 61H3L4 63H3ZM18 61H19V62H18ZM30 61H32V62H30ZM38 61H37V62H38ZM111 61H110V63H111ZM186 61H188V62H187L188 64L186 63ZM198 61H199V62H198ZM208 61H209V62H208ZM235 61H236V62H235ZM1 62H2V63H1ZM43 62L45 63V62H47V60L43 61V59H42L41 63H43ZM59 62H60L59 64L62 65L61 61H59ZM62 62H63V61H62ZM89 62L92 63V65H91V64L89 65ZM100 62H98V64H100ZM108 62H109V61H108ZM154 62H155V61H154ZM154 62H151L152 65H153L151 69H154V68H155V65H156V66L160 65V63L157 65V63H154ZM156 62H157V61H156ZM158 62H159V61H158ZM160 62H161V61H160ZM234 62H235V63H234ZM244 62H245V63H244ZM10 63H11V67H10ZM13 63H14V64H13ZM15 63H16V64H15ZM27 63H28V64H27ZM79 63L81 64V66H80ZM87 63H88V65H87ZM153 63H154L155 65H154ZM209 63H210L211 66L208 65ZM237 63L239 64V66H238ZM26 64L29 66L28 68H25V67H27ZM52 64H53V63H52ZM59 64H58V65H59ZM116 64H117V63H116ZM191 64H192V65H191ZM193 64H194V65H193ZM197 64H199V65H197ZM204 64H205V65H204ZM244 64H247V66H245ZM248 64H249V67H248ZM251 64H252V65H251ZM21 65H22V66H21ZM61 65H60V66H61ZM120 65H121V64H120ZM150 65H151V64H150ZM150 65H149V66H148V65H145V66H147V68H148V67L150 68ZM188 65H189L190 67H189ZM196 65H197V66H196ZM213 65H214V66H213ZM219 65H220V67H219ZM235 65H236V66H235ZM240 65H241V66H240ZM242 65H243V66H242ZM250 65H251V66H250ZM15 66H16V67H15ZM18 66H19V67H18ZM79 66H80V67H79ZM85 66L83 65V67H85ZM90 66L92 67L91 69H92L94 72H91L92 70H91V71L88 70V69H90ZM95 66H96V68H95ZM97 66H98L99 68H97ZM118 66H119V65L116 66L117 69H118ZM195 66H196V67H195ZM201 66H202V67H201ZM221 66H222L224 69L221 68ZM253 66H254V68H253ZM5 67H6V69H4ZM7 67H8V70H7ZM14 67H15V68H14ZM21 67L23 68V70H21V69H22ZM43 67L47 68V67H46V64L43 65ZM56 67H57V66H56ZM88 67H89V68H88ZM153 67H154V68H153ZM158 67H159V66H158ZM160 67L162 68V63H161V65H160ZM200 67H201V68H200ZM208 67L210 68V70L208 69ZM232 67H233V68H232ZM234 67H235V68H234ZM242 67H243V68H242ZM11 68H12V70H11ZM19 68H20V69H19ZM72 68L76 69L77 71L74 70V69H72ZM119 68H120V70H122V69H123L122 65L119 66ZM145 68H146V67H145ZM147 68H146V69H147ZM149 68L146 70V73L153 72V71H149V72H147L148 70H150ZM190 68H191V69H190ZM193 68H194V69H193ZM197 68H198V69H197ZM204 68H205V69H204ZM220 68H221V69H220ZM245 68H246V69H245ZM252 68H253V69H252ZM255 68H256V69H255ZM260 68H261V67H260ZM2 69H3V70H2ZM18 69H19V72H18ZM25 69H26V70H25ZM27 69H28L29 71H31V72L28 73ZM43 69H44V68H42V70H43ZM78 69H79V71H78ZM95 69H96V71H95ZM117 69H115V67H114V71H115L116 73H118L117 71L119 70V69H118V70H117ZM182 69H184V70H182ZM188 69H190V70H188ZM201 69H202V70L204 69V70L202 71ZM212 69H213L214 71H213ZM217 69H218V70H217ZM219 69H220V70H219ZM257 69H258V70H257ZM261 69H262V68H261ZM72 70H74L76 73L79 72V73H78L79 75L77 74V75L74 77V79H72V81H71V78L73 77V73H74V75L76 74V73H75L74 71H72ZM112 70H113V69H111V71H112ZM116 70H117V71H116ZM120 70H119V72L121 73L122 71H120ZM192 70H193V71H192ZM196 70L201 71V72H198V71H196ZM215 70H216V71H215ZM221 70H223V71H221ZM226 70H227V71H226ZM231 70H232V71H231ZM233 70H235V72H234ZM252 70H253V71L256 70V71L253 72ZM5 71H6V72L8 71V73H5ZM10 71H12V72H11V75L9 74ZM16 71H17V72H16ZM20 71H21V72H20ZM22 71H24V74H22ZM53 71H54V69H53ZM71 71H72V72H71ZM84 71H85V72H84ZM126 71H127V70H126ZM195 71H196L197 73H196ZM205 71H206V73H205ZM207 71H208V72H207ZM210 71H211V73H209ZM220 71H221V73H220ZM225 71H226V73H224V75H223V72H225ZM228 71H229V72H228ZM2 72H3V73H2ZM45 72H44V73H45ZM57 72H59V71L57 70ZM124 72H125V71H124ZM191 72H192V73H191ZM193 72H194V73H193ZM212 72H213V73H212ZM214 72H215L216 74H215ZM218 72H219V73H218ZM227 72H228V73H227ZM250 72H251V73H250ZM18 73H19V74H18ZM20 73H21L23 76H22ZM26 73H28V74H26ZM99 73H100V71H99ZM113 73H114V72H113ZM186 73H187V76H186ZM188 73H189V75H188ZM199 73H200L203 77H202L201 75H199ZM203 73H204V74H203ZM217 73H218V74H217ZM237 73H238V72H237ZM5 74H6V75H5ZM8 74H9V76H8ZM41 74H43V73H41ZM55 74L57 75L56 79H55V77H53V76H56ZM86 74H87V75H86ZM90 74H95V75H92V76H94L95 78H93L92 76H90ZM219 74H220V75H219ZM2 75H3V77H2ZM4 75H5V77H4ZM13 75H14V76H13ZM68 75H69V74H68ZM68 75H67V76H68ZM80 75H81L82 77H80ZM191 75H192V77H191ZM196 75H197V76H196ZM214 75H215V76H214ZM222 75H223V76H222ZM89 76L92 77L93 79H91V78H90V79H87V77H89ZM198 76H199V77L201 76V77L199 78ZM212 76H213V77H212ZM221 76H222V77H221ZM15 77L17 78V80H16ZM19 77H20V79H18ZM52 77L54 78V80H50ZM70 77H71V78H70ZM98 77H99V78H98ZM101 77H102V76H101ZM197 77H198V78H197ZM210 77L213 78V79H211ZM214 77H215V78H214ZM217 77H219L220 79H219V78L217 79ZM58 78H60V79H58ZM97 78H98L100 81L103 82L102 85H100V81L97 80ZM191 78H192L193 80H192ZM221 78H223V79H221ZM233 78H234V77H233ZM235 78H236V77H235ZM1 79H0V82H1ZM12 79L14 80V82H12V81H13ZM57 79L60 80L61 82L58 81ZM79 79H78V80H79ZM84 79H85V80H89V81L86 82V81H84ZM94 79H95V81H92V82H91V80H94ZM180 79H181V78H180ZM180 79H179V80H180ZM194 79H198V80L195 81ZM230 79H232V76L230 77ZM237 79H238V78H237ZM39 80H40V81H39ZM65 80H66L67 82H66ZM96 80H97V81H96ZM105 80H107V79H105ZM183 80H184V82H183V84H182V81H183ZM215 80H217V81L219 80V81L216 82ZM222 80H223V81H222ZM18 81H19V82H18ZM54 81H58V82H60V83H58V82L56 83V82H54ZM62 81H63V83H62ZM64 81H65V82H64ZM220 81H221V82H220ZM234 81H233V82H234ZM15 82H16V84H18V83H19V84L16 85ZM20 82H21L22 84H21ZM88 82H89V83H88ZM97 82H98V83H97ZM102 82H101V83H102ZM106 82H107V81H106ZM186 82H187V83H186ZM193 82H195V84H194ZM209 82H211V83H209ZM212 82H214V83H212ZM236 82H234V83H236ZM64 83H65V84H64ZM72 83H73V82H72ZM87 83H88V84H87ZM91 83H92V84H91ZM220 83H222V84H220ZM1 84H2V83H1ZM4 84H5V85H4ZM51 84H52V85H51ZM58 84H59V85H62V84L65 85V86H64V90H62V89H63V85H62L61 87H59ZM66 84H67L68 87L66 86ZM96 84H98V85H96ZM185 84H186V85L188 84V85L186 86ZM210 84H211L212 86H211ZM214 84H215V85H214ZM6 85H7V86L9 85V86H11V87L13 88V93H12V91H11V93H12V95H13L14 97H13V96H10V97H7V96H6V92L9 93L8 87H7ZM19 85H20V86H19ZM56 85L58 86L57 88H56ZM78 85H79V86H78ZM182 85H184V88L187 87L188 90L186 89V91H185V89L182 88V87H183ZM190 85H191V86H190ZM213 85H214V86H213ZM222 85H223V86H222ZM46 86H48V87H46ZM84 86H85V87L88 86V87L85 88ZM90 86H91V87H90ZM93 86H94L95 89H96V88H99V87L101 86V89H100V90H102V92H104L105 94L102 93V92L99 91V90H98V92H100V93H98L97 90L94 89L96 92H95V93L93 92V93L95 94V97L97 96L96 98H98V99H96V98L93 96V97H94V100H93V98H92V100H90L91 97H92V93L89 92V93H90V95H89L87 92H88L91 88L93 89ZM95 86H96V87H95ZM98 86H99V87H98ZM102 86L105 87V89L102 88ZM139 86H140V84H139ZM179 86H180V85H179ZM189 86H190V87H189ZM210 86H211V87H210ZM1 87H2V88H1ZM3 87H4L5 89H7L8 91L5 90ZM19 87H20V90H19ZM22 87L24 88L23 90H22ZM49 87H50L51 89H49ZM65 87H66V88H65ZM224 87H225V86H224ZM12 88H11V89H12ZM47 88H48V89H47ZM67 88H68V90H67ZM139 88H141L140 90H142V89H143V91L145 90V89H144L145 87L143 88V87L140 86ZM216 88H217V89H216ZM14 89L17 90V92H15ZM46 89H47V90H46ZM56 89H57V91H56ZM92 89H91V90H92ZM103 89H104V90H103ZM212 89H214V90H212ZM218 89H220V90H218ZM3 90H4V91H3ZM45 90H46V91H45ZM91 90H90V91H91ZM94 90H93V91H94ZM183 90H184V91H183ZM209 90H210V91H209ZM216 90H218V92H217ZM238 90H239V89H238ZM18 91H19V92L21 91V92L19 93ZM55 91H56V92H55ZM143 91H141V92L144 93ZM211 91H212V92H211ZM215 91H216V93H215ZM22 92H23V94H22ZM51 92H52V91H51ZM68 92H69V91H68ZM91 92H92V91H91ZM11 93H10V94H7V95H11ZM44 93H45V94H44ZM64 93H65V92H64ZM217 93H218V95H217ZM219 93H220V94H219ZM248 93H249L248 91H245V92H244V94H248ZM14 94H15V95H14ZM18 94H20V95H18ZM26 94H27V98H26ZM30 94H31V96L33 95V96H35V97L32 96V98H29L30 96H28V95H30ZM37 94H38V93H37ZM53 94H46V95H49V96L52 95V96H53ZM97 94H98V95H97ZM100 94H102V96H101ZM209 94H210V95H209ZM212 94H213V95H212ZM4 95L6 96V97H5V101H4V98H2ZM38 95H39V94H38ZM54 95H55V94H54ZM216 95H217V98H216V100H215ZM234 95H236V94H234ZM18 96H19V97H18ZM21 96H22V97H21ZM23 96H24V97H23ZM71 96H72V95H71ZM75 96H74V97H75ZM81 96H80V97H81ZM99 96H100V98H99ZM146 96L148 97L149 95L146 94ZM12 97H13V99H12ZM20 97H21V98H20ZM54 97H55V96H54ZM76 97H79V96H76ZM147 97H145V98H146V101H147L146 104H147L149 101H151L150 103L147 104V105H149V106L146 107L147 109H149V107H153L154 104L157 105V102H158V101H156L155 99H153V101H152V99H151L152 97L150 98V96H149L150 99L147 98ZM211 97H212V98H211ZM6 98H7V99H6ZM22 98H24L26 101H28V100H29V101L32 100V101H31V102L28 101V102H29V103H28V102H25V100H23ZM28 98H29V99H28ZM33 98H35V99H33ZM38 98H39V97H38ZM89 98H90V99H89ZM105 98H106V97H105ZM194 98H195V99H194ZM17 99H21V100H20L21 103H20L19 100H18V102H19V103H18V102H17ZM30 99H31V100H30ZM51 99H52V98H51ZM70 99H71L70 96H68V97L64 100L65 103H66V102H68V103L70 102L69 104L72 105V103L75 102V99H76V98H73V96H72V99H73V100H70ZM86 99H89V100H86ZM95 99H96V100H95ZM147 99H148V100H147ZM218 99H219V100H218ZM68 100H69V101H68ZM1 101H3V102H1ZM88 101H89V102H88ZM90 101H91V102H90ZM92 101H93V102H92ZM194 101H195V102H194ZM53 102H54V101H53ZM60 102H61V101H60ZM101 102H102V101H101ZM155 102H156V103H155ZM215 102H216V103H215ZM26 103H27L29 106H27ZM30 103H31V104H30ZM68 103H67V104H68ZM152 103H153V104H152ZM159 103H160V102H158V104H159ZM197 103H198V105H196ZM210 103H211V104H210ZM67 104H66V105H67ZM69 104H68V105H69ZM97 104H98V103H97ZM209 104L212 106V108L210 107ZM1 105H0V106H1ZM3 105H2V107L5 108ZM6 105H8V106H6ZM23 105H24V107L22 108ZM30 105H31V107H30ZM150 105H152V106H150ZM206 105H207V106H206ZM213 105H214V107H213ZM10 106H11V105H10ZM26 106H27V107H26ZM47 106H48V108H47ZM158 106H160V105H158ZM192 106H193L194 108H193ZM195 106H196V107H195ZM208 106H209V107H208ZM2 107H0V108H2ZM20 107H21V108H20ZM28 107H29L30 109H29ZM191 107H192V109H195V110L192 111ZM215 107H216V109H214ZM3 108H2V109H3ZM25 108H27V109L25 110ZM46 108H47V109H46ZM50 108H52V109H50ZM138 108H139V107H138ZM138 108H136V109L134 110V111H136V112L133 111V112H134L133 115L136 116V115H139V114H140V116H141V114H144L145 117H146L147 114L144 113V111L146 110V108H145V107H141V109L139 108V110H138ZM187 108H188V109H187ZM205 108H206V109H205ZM209 108H210V109H209ZM31 109L35 112V114H34V112H33ZM53 109H54V111H53ZM89 109H90L91 114H94V110H93V113H92V111H91L93 108H92V109L89 108ZM100 109H101V108H99V110H97V111H100V112H101V115H102V113H103V115L100 116V117H104V114L107 115L106 112H107L108 110H106V107H105V109H104V108L102 109V111H103V110L106 111L105 113H104V111L102 112ZM143 109H144V110H143ZM189 109H190V111H186V110H189ZM207 109H208V110H207ZM213 109H214L215 111H214ZM50 110H52V111H50ZM58 110H59V108H58ZM137 110H138V111H137ZM141 110H142L143 112H142ZM150 110H151V109L146 110L145 112L148 113ZM27 111H28V112H27ZM31 111H32V113H31ZM139 111H141L142 113H140ZM209 111H210V112H209ZM211 111H212V112H211ZM213 111L215 112V115H214V112H213ZM23 112H24L25 114H24ZM138 112H139V113H138ZM151 112H152V110H151ZM187 112H188V113H187ZM190 112H192V113H194V114H192V113H190ZM135 113H136V114H135ZM189 113H190V114H189ZM32 114H33L34 116H33ZM43 114H45V116H44ZM97 114L99 115L100 113L98 112ZM108 114H109V113H108ZM148 114H149V113H148ZM180 114L183 115V116H181ZM209 114H210V115H209ZM211 114H212V116H211ZM0 115H1V114H0ZM25 115H26V116H25ZM30 115H31V116H30ZM50 115H51V116H50ZM106 115H105V117H106ZM144 115H143V116H144ZM190 115H193L194 117H193V116H190ZM24 116H25V117H24ZM64 116H65V115H62V117H64ZM143 116H142V117H143ZM147 116H148V115H147ZM180 116H181V117H180ZM215 116H216V117H215ZM31 117H32V118H31ZM210 117H211L212 119H211ZM45 118H46V117H45ZM65 118H66V117H65ZM65 118H63V120L66 121L67 119H65ZM209 118H210V119H209ZM31 119H32V120H31ZM34 119H35V120H34ZM72 119H73V117H72ZM103 119H104V118H103ZM175 119H176V118H175ZM191 119H192V120H191ZM20 121H21V120H20ZM40 121H42V122H40ZM73 121H74V119H73ZM178 121L176 120V123H175V124H177ZM189 121H191L192 124H190ZM217 121H218V122H217ZM35 122H36V123H35ZM208 122H209V123L211 122V124H212V123H213V124L211 125V124H209ZM215 122H216V123H215ZM51 123H53L54 128L56 127V128H55L56 130H55L54 128L52 129L53 126H52ZM181 123H182V124H181ZM214 123H215V125H214ZM33 124H34L35 126H34ZM36 124H37V125H36ZM47 124H48L49 126H48ZM50 124H51V125H50ZM70 124H72V126H73V122H72V123L70 122ZM129 124H130V123H129ZM129 124L127 123V125H129ZM187 124H188V126H187V128L185 129L184 126L186 127ZM0 125L2 126V129H3L2 131H1V129H0V132L2 133V134H0V135H3L4 132H5L4 130H6L7 137H8L9 135H11V138H12V136L14 135V136H13V139L15 138V133H12V132L9 133V129L7 128L8 123H7L6 125H5V123H4V124H3L4 126L2 125V123H1ZM24 125H23V126H24ZM39 125H40V126L42 125V126L40 127ZM43 125H44V126H43ZM46 125H47V126H46ZM205 125H206V126H207V125H208V126L210 125V126H209V128H208V126L206 127ZM5 126H6V127H5ZM33 126H34V127H33ZM51 126H52V127H51ZM72 126H71V127H72ZM130 126H131V125H130ZM202 126H203V127H202ZM211 126H212V127H211ZM35 127H36V128H35ZM37 127H38L39 129L45 127V128H44L45 130H44V129H40V130L38 131V128H37ZM67 127H70V126L68 125ZM67 127H65V128H60L62 131H63L64 129H66V130H64L63 132L59 129L60 131H58V133H57V131H56L54 134L57 133V135H58L60 132H61V133H66V131L68 130ZM71 127L69 128V131H68V132H70V133L67 132L68 134H67V133L64 134V136H63V137H64V140H63V137H62V134H61V133H60V135H58V137L61 136V137L59 138V140L62 139V140H60V141H62L64 144H63L62 142H60L58 139H57V140L55 139V138H58L56 135H54L52 139L55 140V141L53 140L55 143H56V141H57V144H52V141H50L51 143L48 142L47 144H46V143H45V144H46L48 147L50 146V144L53 145V146L55 147V150H53V151H57V152L59 151L57 154H59V153L61 152V148L63 149L64 145H66V146L68 147L69 144L71 145L70 142H72V141H74V140H76V141H75L76 144H75V143H72V144H73L74 146L77 145V144H78V142H77L78 139H76L77 137L74 138V140H70L69 138H67V141H66V139H65V135L69 136V135H72V134H73V133L71 132V130H72ZM128 127H129V126H128ZM132 127H133V126H132ZM179 127H180V128H179ZM204 127H205V128H204ZM213 127H214V128H213ZM0 128H1V127H0ZM4 128H6V129H4ZM189 128H190V129H189ZM201 128H202V129H201ZM203 128H204V129H203ZM210 128H213V129H210ZM25 129H24V130H25ZM31 129H32V130H31ZM183 129H185V130H183ZM205 129H206V130H205ZM208 129H209V130H208ZM259 129H261V127H259ZM262 129L264 130V128H262ZM262 129L260 130V134H258V133H259L258 130L256 131V133H257V136H258V137L260 136V137H263V138H264V134H263V130H262ZM7 130H8V132H7ZM13 130L16 132V130H15L14 128H13ZM42 130H44L46 133H45V132L43 133ZM182 130H183V131H182ZM200 130H201V131H200ZM29 131H28V132H29ZM37 131H38L39 133H38ZM172 131H173V130H172ZM188 131H189V132H188ZM204 131H205V132H204ZM213 131H214V132H213ZM36 132H37V133H36ZM41 132H42V133H41ZM120 132H121V131H120ZM120 132H119V133H120ZM125 132H126V131H125ZM125 132H123V130H122L121 137H124L123 133H125ZM175 132H176L177 134H179V133H180V134L177 135ZM196 132H199V133H198L199 135H198ZM202 132H204V133L202 134ZM207 132L210 133V134H209V133L207 134L208 136L206 135ZM212 132H213V134H212ZM6 133H5V134H6ZM11 133H12V134H11ZM174 133H175L176 136L174 135ZM194 133H195V134H194ZM39 134H40V135H39ZM45 134H46V135H45ZM47 134L49 135V138L46 137ZM117 134H118V133H117ZM126 134H127V133H126ZM126 134H125V137H126L127 139H129V137L126 136ZM183 134H184V135H183ZM118 135H119V137H120V134H118ZM122 135H123V136H122ZM127 135H128V134H127ZM171 135H169V136H171ZM181 135H182V136H181ZM201 135H202V136H201ZM203 135H204V136H203ZM205 135H206V136H205ZM261 135H263V136H261ZM4 136H5V137H4ZM4 136H0V141H1V142H0V145H1V146H0V147H2V146L4 145L3 148H5V147L7 146V145H6V141H5V140L7 139V137H6V135H4ZM16 136H17V135H16ZM72 136L74 137V135H72ZM72 136H71V137H72ZM75 136H76V135H75ZM111 136H112V135H111ZM173 136H175V137H173ZM179 136H180V137H179ZM212 136H211V137H208V138L210 139V141H211V140H214V139H212V138H213ZM1 137H2V138H1ZM3 137H4V138H3ZM36 137H35V138H36ZM41 137H40V138H41ZM45 137H46V138H45ZM69 137H70V136H69ZM73 137H72V139H73ZM121 137H120V138H121ZM125 137H124V138H125ZM176 137H177V138H176ZM182 137H183V138H182ZM194 137H195V139H194ZM197 137H198V138H197ZM11 138H10V136H9V140L7 141V143L9 142L8 145L10 144V146H11V143H12V144L14 143V145L17 143V142H16V139H15V142H16V143H15V142H12V141H14V140H11ZM40 138H38V139H40ZM124 138H122V139H124ZM174 138H175V140H174ZM186 138H187L188 140H187ZM189 138H190V139H189ZM263 138H260V139L263 141V140H264ZM26 139H27V138H26ZM26 139H25V140H26ZM127 139H126V142H127ZM177 139H178V140L180 139V140L178 141ZM182 139H183V140H182ZM191 139H192L193 141H191ZM200 139H201V140H200ZM202 139H204V140L207 139V140L204 142ZM27 140H28V139H27ZM40 140H41V139H40ZM69 140H70V141H69ZM129 140H130V139H129ZM181 140H182V141H181ZM189 140H190V141H189ZM194 140L196 141V143H195ZM10 141H11V142H10ZM68 141H69V142H68ZM188 141H189V142H188ZM197 141H198V143H197ZM199 141H200V144H199ZM54 142H53V143H54ZM131 142H132V141H131ZM137 142H138V141H136V143H133L134 146H133L132 143H130V144L128 143V146L132 144L133 148L135 147L134 149H136L137 147L139 148L138 145H137V146L135 145V144H139V142H138V143H137ZM171 142H172V143H171ZM178 142H180V143H178ZM182 142L185 144L184 146H185L186 148H187V146H188L187 149L183 146ZM49 143H50V144H49ZM59 143H61V144H63V145H60ZM67 143H68V145H67ZM89 143H90V142H89ZM89 143H87L88 146H89ZM177 143L180 144V145L182 144V146L175 145V144H177ZM190 143H191L192 145H191ZM194 143H195V144H194ZM48 144H49V145H48ZM91 144H92V142L90 143V146H92ZM196 144H199V145H196ZM5 145H6V146H5ZM14 145H12V148H13ZM57 145H58L59 148H60V146H61L60 150H57V149H59V148L57 147ZM59 145H60V146H59ZM173 145H175V146H173ZM193 145H194V146H193ZM200 145H201V146H200ZM53 146H51L52 149L54 148ZM66 146H65V149L67 148ZM77 146H78V145H77ZM77 146H76V147H77ZM178 146H179L180 148H182V149H180ZM195 146H196V147H195ZM199 146H200V147H199ZM51 147H50V148H51ZM69 147H70V146H69ZM71 147H73V146H71ZM92 147H93V146H92ZM92 147H91V148H92ZM120 147H121V146H120ZM120 147H119V149H120V151H121L123 145H122L121 148H120ZM175 147H176V148H175ZM191 147H192V148H191ZM50 148H49V149H50ZM89 148H90V147H89ZM133 148H132V149H133ZM171 148H169V149H171ZM174 148H175V149H174ZM178 148H179V150H178ZM193 148H195V149L193 150ZM1 149H2V148H1ZM1 149H0V151H2ZM35 149H36V148H35ZM35 149H32V152H31L32 155H33V153H34V155H36V154H35V151H37L38 148H37L36 150H35ZM65 149H63L62 151H65ZM114 149H116V151L118 152L117 147H114ZM189 149H190L192 152H191ZM78 150H79V149H78ZM81 150L83 151V149H81ZM111 150H112V149H111ZM123 150H125V148H124ZM123 150H122V151H123ZM143 150H144V149H143ZM181 150H182L183 152H181ZM184 150H185V151H184ZM30 151H31V148H30ZM38 151H39V153L41 152V150H38ZM50 151H51V149H50ZM53 151H51V152H52V155H53ZM120 151H119V153H120ZM144 151H145V150H144ZM171 151L169 150L168 154H169ZM186 151H187V152H186ZM188 151H189V152H188ZM193 151H194V152H193ZM195 151H196V152H195ZM78 152H81V151L79 150ZM111 152H112L111 155L114 154V155H116L115 157H117V152H114V150H112ZM113 152H114V153H113ZM184 152H185V153H184ZM190 152H191V155H190ZM36 153L38 154V152H36ZM61 153H62V152H61ZM119 153H118V154H119ZM121 153H123V152H121ZM144 153H147V151L144 152ZM180 153H182V154H180ZM183 153H184V155H183ZM187 154L190 155V156H187ZM28 155H30V153H28ZM32 155H30V157H29L30 159H31V157H34V155H33V156H32ZM52 155H51V157H54V158H52V159L54 160L56 157H55V156H52ZM73 155H74V153H73ZM25 156H26V154H25ZM182 156H181V157H182ZM23 157H24V156H22L21 158H19L20 161H19L18 163H17V161H18L19 159H18V160H14V161H16V163H14V164L17 165L18 169H14V168H16L15 166H13V167L10 166V168H12V170H11L8 166L2 165V164L0 165V166H2V168H3V169L1 168L2 170L0 169V170H1L0 173L2 172V173L0 174V181H1V179H3V182H2L3 184H2V186H3L4 184H6L7 181H9L10 184L13 182V183H15V185L12 183V184L14 185V188L12 187V186H13L12 184H11V185H12L11 187H12V189H16V190H14V191H17V189H18V188H17V183H18V186H19V183H20V182H18V180L20 179L21 176H19V179H18V175H17V178L15 177L16 179H18V180L15 179V180L17 181V182H16V181L14 180V176H16V174H14V173H17V174H20V175H21V174H22L21 172L24 171V169H26V168L29 167V166H24V165H27V164L29 165V163L26 164L25 162H29L30 159H28V158L25 157V158L28 160V161H26ZM27 157H28V156H27ZM175 157L178 158V159H176ZM184 157H185V158H184ZM187 157H190V158H187ZM22 158H23V159H22ZM58 158H59V157H57L56 159H58ZM172 158H173V159H172ZM174 158L176 159L177 162L175 161ZM52 159L50 158V159H47L46 161H49V162H50ZM90 159H91V158H90ZM181 159L183 160V162H182ZM184 159H185V162H184ZM190 159H191V161H189ZM21 160H24V163H23V161H21ZM86 160H89V158L87 157ZM86 160H85V161H86ZM178 160H179L181 163L178 162ZM54 161H55V160H54ZM54 161H53V162H54ZM186 161H188V162H186ZM20 162L23 163V165H22ZM86 162H87V161H86ZM90 162H91V163H90ZM113 162H114V161H113ZM44 163L46 164V163H48V162H44ZM51 163H52V161H51ZM92 163H93V162H92V160H91V161H88V164H86L88 170H87L86 166H85V167H82V170H85V172H83V173H80L81 171H78V170H81V168H80V169L78 168V166H79L78 164H79V163H78V164H77V163H74V166H73V165H72L73 167L71 166L72 169L70 168V166H67V167H65V168H64V166H63V169H65L66 172L68 171L67 173H64L65 171H63L61 168H59L58 171L56 170L57 172L54 171V172H55V173H54V172L51 171V175H49V174H50L49 171H46V170H45V172L43 173V171H41L42 168L40 167V171H39L40 174H39V173H35V176L38 177V176L40 175V177H41V176H43L44 174L47 173L48 175H44V177L46 178L47 176H50L49 178L47 177L48 179H47V178L45 179L44 177H43L44 179H43L42 177H41V178H42L43 180L50 181L49 179H52V180H53V179L56 177V176H55L56 173L60 174L59 170H62L63 172L61 171V172H62L61 175H63V173H64V174H67V175H64V177H66V178L68 177L67 180H68V179L71 180L70 178H72L74 181H76L77 179L75 180V179L73 178L74 175L70 174V173H72V172H74V171L76 170V172H74V173H75L77 176L79 175V173L82 174L83 177H82L81 175H79V176H81V177L83 178L82 181H83V183H84V185H85L86 183H88V180H89V179H88V178H89L88 176H91V175H94V176H95V175H96V174H95V172H96V168H95V167H94V168L90 167V166H92ZM111 163H112V161H111ZM115 163L117 164V161H116ZM115 163H113V164H115ZM184 163H185V164H184ZM187 163H188V164H187ZM192 163H194V164H192ZM3 164H5V163H3ZM6 164H7V163H6ZM18 164H20L21 166H19ZM113 164H112V167L114 166ZM118 164H119V162H118ZM190 164H191V165H190ZM7 165H8V164H7ZM108 165H109V164H108ZM179 165H180V166H179ZM193 165H194V166H193ZM22 166H23V167H22ZM189 166H190V167H189ZM7 167H8V168H7ZM19 167H21L22 169L19 168ZM25 167H26V168H25ZM74 167H76V168L74 169ZM181 167H182V168H181ZM186 167H187V169H186ZM4 168H5V169L7 168L8 170H7V169H6V170H7L8 172L5 171ZM23 168H24V169H23ZM67 168H70V169H67ZM83 168H84V169H83ZM89 168H90V170H91V168H92L93 170L90 171ZM168 168H169V167H168ZM168 168H167V170H169ZM191 168H193V169H191ZM195 168H196V166H195ZM13 169H14L16 172H14ZM19 169L22 170L20 173L17 172V171H19ZM28 169H29V168H28ZM94 169H95V171H94ZM178 169H179V170H178ZM181 169H182V170H181ZM189 169H190V170H189ZM9 170H11V172L13 171V174H12L11 172H9ZM73 170H74V171H73ZM180 170H181V171H180ZM184 170H185V171H184ZM186 170H187V171H186ZM26 171H27V170H25L23 173H25ZM176 171H178V173H177ZM179 171H180V173H179ZM192 171H193V172H192ZM4 172L7 173V174H6V173L4 174V176L6 177V179L3 178V173H4ZM183 172H185V173L188 172L189 177H188L187 174H185V176H184V173H183ZM190 172H191V174H190ZM53 173H54V175H53ZM182 173H183V174H182ZM9 174H10L11 176H13V177L9 176ZM36 174H37V175H36ZM42 174H43V175H42ZM58 174H57V175H58ZM192 174H193V175H192ZM194 174H195V175H194ZM7 175L9 176V180H8V176H7ZM22 175H23V174H22ZM69 175H71L70 178H69ZM172 175H173V174H172ZM179 175H181V176L179 177ZM51 176H53V178H51ZM54 176H55V177H54ZM58 176H59V175H58ZM58 176H57V179L55 178L56 180H58V179H59V180H63V179H60V177H63V176H59V178H58ZM72 176H73V177H72ZM79 176H78V179H79ZM94 176L90 177V179L93 178ZM1 177H2V178H1ZM183 177H184V178H183ZM193 177H194V178H193ZM10 178H11V179H10ZM12 178H13V179H12ZM66 178H65V179H66ZM196 178H197V179H196ZM65 179H64V181H65ZM84 179L87 180V182H86ZM192 179H193V180L195 179V184H194V182H192V181H193ZM4 180H7V181H4ZM12 180H13V181H12ZM67 180H66V182H65V183L67 184V185L65 184L66 188H67V186H69V187H71V188H72V186H74V188H72L73 190H74V189L76 190V189H77V186L79 187L80 183L82 182V181H81V178H80V179H79L80 181H77L78 183H79V182H80V183H79V184H74V185H73V184H69V183L67 182ZM91 180H92V179H91ZM181 180H182V181H181ZM11 181H12V182H11ZM84 181H85V182H84ZM178 181H179V182H178ZM91 182H93V180L90 181V183H91ZM182 182H183L184 184H183ZM196 182H197V183H196ZM73 183H76V182H73ZM28 184H30V183H28ZM28 184H27V185H28ZM81 184H82V183H81ZM197 184H198V185H197ZM20 185H21V184H20ZM70 185H71V186H70ZM76 185H77V186H76ZM82 185H83V184H82ZM82 185H81V186H82ZM87 185L89 186V184H86V186H87ZM171 185H170V186H171ZM201 185H202V186H201ZM2 186H1V187H2ZM75 186H76V188H75ZM88 186H87V187H88ZM90 186H93V184L91 183ZM178 186H180V187H178ZM1 187H0V189L2 190V193H1V191H0V195H4V194H5V193H4V192L6 191L5 189H7V188L11 189V188L9 187V184H8V185H5V187H3L4 190H3V188H1ZM15 187H16V188H15ZM19 187H20V186H19ZM27 187H29V190H30V191L27 189ZM31 187H34V186H32V185L29 186V185H28V186H26V187L24 188V190L27 189V192H28V193L26 192V194H27L28 196L33 195V197H32V196H31L32 198L29 197L28 200H30V199H31V200H30V201H28V200H27V201H24L23 204H20V207H17V206L14 207L15 209L17 208L18 211H14L15 209H10V210H9V209L7 208L8 206L4 204V201H3V200L1 201V202H3V203L1 204V206H3V204H4L3 207H4V208L6 207V208H5V210H4L3 207H0V212H4V213H5V211H6V213H7V212L9 213L10 211H12V212H10V213H12V214H14V215L17 213V214L20 216V217H18V215L16 214L15 217L17 216V218H15L14 215H12V214H10V213H9V215L6 214V216H4L5 214H3V213L1 214V213H0V219H2V221L0 220V229L2 230V231H0V232H1V234H0V244H2V245L0 246V247H1V250H0V256L3 257V258L0 257V259H4V260H6V261L8 262V264H13V263H14V264H22L23 262H21V261H22V260L24 261V259H19L20 257H18V255H17L18 258H16L15 255H16L17 253H14L15 250H16V248H15V246H13V244L11 243V242H12V239H13L14 236L11 237V234H10L9 231H13V232H11V233H14V232H16V231H21V230H19V229H20V226H22V224H23V226H24V221H25V223H26V221H27V223H28V221H29V225H30V226H31V224H32L33 227H34V225L37 226V225H38V222H37L36 219L39 220L40 216H42L41 218H43V217H48V216H49L48 214H47V216L44 215V214L46 213L45 211H44V212H45L44 214H40V213H43V211L39 210V207H40V209H41L42 206L39 205L38 203H40V204L42 203V204H43L44 202H47V201L49 200V198L51 197V196H48L49 194L51 195V194L53 193L52 196H54V194L56 193L55 196H57V194H58V192H59V189H55V190L53 189V190H52L49 186H48L47 188H48V190H49V188H50L49 191H51L52 193L48 192L47 188L45 189V186H42L41 188L44 187V188H43V191H44V189H45V191L47 190L46 193H45V191L43 192L42 189H40V188H39V189H36V190H37V191H36V190H34L35 188H31ZM56 187H57V186H56ZM56 187H55V188H56ZM69 187L67 188V190H68V189H71V188H69ZM195 187H196V188H195ZM198 187H199V189H198ZM202 187H204V188H203V191L201 190ZM79 188H85V187L82 186V187H79ZM79 188H78V189H79ZM178 188H179V189H178ZM183 188H184V189H183ZM208 188H209V187H208ZM9 189H8V190H9ZM31 189H33V190H31ZM175 189H177V190H176V193H174V192H175V191H174ZM181 189L183 190V192L180 191ZM204 189H205V190H204ZM209 189H210V188H209ZM8 190H7V191H8ZM39 190H40V191H39ZM57 190H58V192H57ZM92 190H93V189H92V187H91V188H90V191H92ZM184 190H185V191H184ZM196 190H197L198 192L200 191V194H199L198 192L195 193ZM32 191H34V192L36 191V192H35L36 195H34V192H32ZM38 191H39V192H38ZM41 191H42V193H41ZM55 191H56V192H55ZM65 191H66V190H65ZM90 191H88L87 193H90L89 195H90L91 197L87 194V197H86V198H87V199H90V200H91V199H94V200H95V198L98 197V194H97L95 191H93V193L97 195V196H94V194H91L92 192H90ZM47 192H48V195H47ZM54 192H55V193H54ZM71 192H72V190H70V191L68 192V196H69L68 199H70L69 201H70L71 203H73L72 200H75V201H76L77 198L75 199L76 196L74 195L73 192H72L73 194H72ZM177 192H178V193H177ZM32 193H33V194H32ZM37 193H38V194H37ZM39 193L41 194V195H40L41 197L43 196V195H42L43 193L46 194V196H45V194H44V198H43L44 201H43L42 199H40L41 197L39 196ZM59 193H60V192H59ZM182 193H183V194H182ZM184 193H185V194H184ZM262 193H263L262 195H264V192H262ZM71 194H72L74 197H73ZM176 194H177V195H176ZM37 195H38L40 198H39V197L36 198ZM175 195H176V196H175ZM178 195H179V196H178ZM181 195H182V198H181ZM195 195H196V197H194ZM55 196H54V197H55ZM58 196H59V194H58ZM88 196H89L90 198H89ZM183 196H184V197H183ZM185 196H186V198H185ZM71 197H73V198H71ZM94 197H95V198H94ZM179 197H180V198H179ZM202 197H203V198H202ZM33 198H35V199H33ZM38 198L40 199L41 202L38 201V200H39ZM47 198H48V199H47ZM51 198H52V197H51ZM177 198L180 199V201H179ZM36 199H37V200H36ZM57 199H59V197H57ZM184 199H186V201H185ZM198 199H199V200H198ZM203 199H204V200H203ZM206 199H207V200H206ZM33 200H34V201H33ZM35 200H36V202H35ZM53 200H56V197H55V198H52V201H53ZM177 200H178V202H177ZM181 200H182V201H181ZM200 200H201V201H200ZM37 201H38V203H37ZM42 201H43V202H42ZM56 201H57V200H56ZM69 201H68V202H69ZM75 201H74V202H75ZM92 201H93V200H92ZM207 201H208L209 204L207 203ZM25 202H26V204H25ZM27 202L31 205V207H29L30 205H29ZM68 202H67L66 204H68ZM70 202H69V204L72 205V206H71V207H72L71 209H72L73 211H71L70 209H67L68 211L66 210L65 213H64V211H62V213L60 212V213L62 214L63 217H62V216H60V217L57 216L59 219H61V220H62V218L65 219L64 216H66V217L68 216V217L71 218V217L74 215L73 217H74L77 221L80 222V221H82V220H81V218H82L81 216H83V219L87 221V220H90V218L94 215V214H92V213L95 212V211H94V209L92 208L93 205H89L90 203H88V204L86 203V205L83 204V205H84V206H83V205H81V204H80L79 202H77V201H76L77 204H76V202L73 203V204H71ZM199 202H200V203H199ZM202 202H203V203H202ZM35 203H36V204H35ZM184 203H185L186 205H185ZM206 203H207V205H205ZM24 204H25V208H23V207H24ZM32 204H34L33 207H32ZM37 204H38V208H37ZM66 204H65V205H66ZM69 204H68V205H69ZM78 204L80 205L79 208H80L81 210L84 209L83 207H85V206L88 207V208H87V209H84V210H86V211H82V212H81L80 209H79V210L77 209V208H78L77 206H79ZM182 204H183V205H182ZM200 204H201V205H200ZM28 205H29V206H28ZM73 205H74V207H75V205H76V208H75V209H73ZM199 205H200V206H199ZM202 205L205 206L206 208L203 207ZM21 206H22V207H21ZM35 206H36V207H35ZM82 206H83V207H82ZM183 206H184V207L186 206L185 209H184L185 211H184V210H181V207H182V209L184 208ZM68 207H69V206H68ZM86 207H85V208H86ZM200 207H201V208H200ZM207 207H208V208H207ZM1 208H2V209H1ZM20 208H21V209H20ZM22 208H23V209H22ZM28 208H33V209L35 208L34 211H37V210H38L40 213H37L38 211L36 212V218H35V217H34V218H28V217H30V216H28V215L30 214L29 211L32 212V210H33V209H30V210H29ZM91 208H92L93 211H92V210H89L90 212H89V214H87V210H88V209H91ZM186 208H187V209H186ZM197 208H199L200 210L197 209ZM25 209H26L28 212H27ZM36 209H37V210H36ZM50 209H51V208H50ZM177 209H178V210H177ZM203 209H204V210H203ZM1 210H2V211H1ZM23 210H24V211H23ZM51 210H52V209H51ZM69 210H70V211H69ZM201 210H203V211H201ZM209 210H210V211H209ZM21 211H22L23 213H22ZM25 211L28 213V215H27V213H26ZM34 211H33V212H34ZM91 211H92V213H91ZM182 211H183V212H182ZM205 211H206V213H205ZM208 211H209V212H208ZM14 212H16V213H14ZM33 212H32L31 214H34ZM70 212H71V214H69V215H72V216H69V215L67 214V213H70ZM75 212H76V213H75ZM78 212H79V213H78ZM83 212H84L87 216H85V214H83ZM24 213H26V214H24ZM73 213H75L76 215L73 214ZM77 213H78V214H77ZM80 213H81V214H80ZM90 213H91V214H90ZM181 213H182V214H181ZM202 213H203V215H202ZM207 213H208V214H207ZM20 214H22V215H20ZM37 214H38L39 216H38ZM82 214H83V215H82ZM183 214H184V216H183ZM200 214H201V215H200ZM206 214H207L208 216L210 215V217H207ZM10 215L12 216L11 218L14 217V219H12V220L9 219V220H11V221H9L10 223H7V222H8V221H7V220H8V216H10ZM24 215H25V216H24ZM34 215H35V214H34ZM34 215H32V217H33ZM77 215L79 216V218H80V217H81V218H80V219H77V217H78ZM88 215H91V217H90V216L88 217ZM180 215H181V216H180ZM186 215H187V216H186ZM2 216H4V218H2ZM22 216H24V217H26V218H28V219L25 220L24 217H22ZM37 216H38V217H37ZM182 216H183V217H182ZM203 216H204L205 218H202ZM5 217H7V220L5 219ZM61 217H62V218H61ZM184 217H185V218H184ZM19 218H20V221L18 220ZM21 218H23V219H21ZM41 218H40V219H41ZM58 218H57V220H56V217L54 218L55 220L53 219V221H52V222H53L52 225L57 226V223H58V222H59L58 225L61 224L60 221L58 220ZM74 218H73V219H74ZM86 218H87V219H86ZM208 218H209V219H208ZM4 219L6 220L5 222H4ZM30 219L33 220L34 222H33V221H30ZM34 219H35V220H34ZM67 219L69 220V218H67ZM73 219L71 218L70 220H73ZM93 219H94V218H93ZM184 219H185L186 221H184ZM206 219H207V220H206ZM22 220H23V222H22ZM84 220H83L84 223H81V222H80L82 226L86 223ZM180 220H182V221H180ZM187 220H188V221H187ZM208 220H209V221H208ZM17 221H19L20 223L17 222ZM35 221H36V222H35ZM56 221H57V222H56ZM178 221H177V222H178ZM210 221H211V222L214 221V222L211 223ZM1 222H3V223L1 224ZM12 222H13V223H12ZM14 222H17V223H14ZM21 222H22V223H21ZM32 222H33V223H32ZM55 222H56V225H55ZM88 222H89V221H87L85 227H84V226L82 227L83 229L85 228L84 231H85L86 229H88V227L90 228V229H88L89 231L86 230L87 232L90 233V236H89V234H88V235L86 234V231H85V233H84V231L82 232V234H83V233L86 234L85 237L83 236L84 234L82 235L83 238H85V239H87V238H86L87 236H88V237H93V236H92L93 233H94V236H95V234H97V231H95L96 229H95V227L93 226V224L91 223V221H90V223H91V226H92V227L89 226L90 224H89ZM179 222H178L177 224H179ZM187 222H188V223H187ZM207 222H208V223H207ZM11 223H12V224H11ZM18 223H19V228H18V225H17ZM35 223H36V224H35ZM181 223H182V224L184 223L183 226H181V225H182ZM209 223H210V224H209ZM258 223H259V222H258ZM262 223H263V222H262V220H261V223L258 224L259 227H258V226L255 227V230L257 229L256 231H257V232L259 231L258 234H256V235H260V234H262L261 231H262L263 228H260ZM3 224H5V225H6V224H9L8 226L11 225L12 227H11V226H10V227L13 228V230H11L10 227H8V226L6 225V228H7L8 230H7V232H5V231H6V230H5L6 228H5V226H4ZM14 224L17 225V227H16L15 229H14V227H15ZM207 224H208V225H207ZM211 224H212L213 226H212ZM13 225H14V226H13ZM185 225H186V227H187L188 229H187V228H184ZM206 225H207V226H206ZM210 225H211L212 228H211V227L208 228ZM86 227H87V228H86ZM93 227H94V228H93ZM263 227H264V226H263ZM2 228H3V229H2ZM82 228H81V229H82ZM91 228H93V229L91 230ZM207 228H208L209 230H208ZM213 228H214V229H213ZM9 229H10V230H9ZM59 229H61V228H59ZM94 229H95V230H94ZM190 229H191V230H190ZM193 229H194V230H193ZM258 229H261V231L258 230ZM15 230H16V231H15ZM69 230H70V229H69ZM184 230H185V231H184ZM206 230H207V231H206ZM210 230H212V231H210ZM59 231H60V230H57V228H56L55 233H56V232H59ZM67 231H68V230H67ZM91 231H94V232L91 234ZM208 231H210V232H208ZM213 231H214V232H213ZM2 232H3V233H2ZM211 232H212V234H211ZM260 232H261V233H260ZM6 233H8V234L6 235ZM179 233H180V234H179ZM191 233L193 234V236H194V235H195V236L192 237V234H191ZM206 233L209 234V235H207L208 237L206 236ZM214 233H215V234H214ZM259 233H260V234H259ZM16 234H18V232H17ZM16 234L14 233V235H16ZM57 234H58V233H57ZM183 234H184V236H182ZM185 234H186V235H185ZM190 234H191V235H190ZM213 234H214V235H213ZM4 235H6V236H4ZM12 235H13V234H12ZM19 235H20V234H19ZM55 235H56V234H55ZM68 235H69V234H68ZM97 235H98V234H97ZM180 235H181V236H180ZM189 235H190V236H189ZM196 235H197V236H196ZM58 236H59V238H58ZM58 236L56 235V238H58V240H60V239H61V238H60V237H61V231H60V234H58ZM105 236L107 237V235H104V236L100 237L99 239L93 237V240H91V239L88 238L89 243H92V244H88V243H87V245H89V247H88L89 250H88V248H84V247H87V245H85L86 243H84L85 241H83V243H84V246L82 245L83 248H84V249H87V251H90V252H88V253H89L88 256L91 254L90 257H91V258L93 257L92 260L90 259V260H91V264H92V263H95V262H96V264H99L101 261H102V262H101L100 264H103L104 262H105L104 264H106V263H107V264H108V263H109V264H111V263L114 264L115 262L118 261V260H113V258L110 260L109 257H106V256H105V253L107 252V251H106V250H107V247H104V246H106L107 243L109 244V241H108V242L105 241V240H109V239H106ZM6 237H7V238H6ZM96 237H98V236H96ZM103 237H104V238H103ZM190 237H192V238H190ZM197 237H198V238H197ZM206 237H207V238H206ZM214 237H215V238H214ZM263 237H264V236H263ZM101 238H103L104 240L101 239ZM162 238H163V236L161 237L160 240H162ZM179 238H180L181 240H180ZM183 238H185V239H183ZM202 238H203V239H202ZM211 238H213V239L211 240ZM217 238H219L220 241H219ZM163 239H164V238H163ZM190 239H191V240H190ZM192 239H193V241H192ZM205 239H206V240H205ZM94 240H96V241H95V243H96L95 246H94V243H93ZM99 240H100V241H99ZM101 240H103V244H104V246H103ZM182 240H183V241H182ZM194 240H197V241L195 242ZM201 240H202V241H201ZM204 240H205V241H204ZM210 240H211V242H212V245H211V243H210ZM214 240H215V242H214ZM260 240H263V244H262V243H261V244H262V247L264 248V246H263V245H264V238H260ZM260 240H259V241H260ZM3 241H4V242L6 241V243H4ZM7 241H8V242H7ZM9 241H10V242H9ZM97 241H99V243H100V242H101V243L99 244V243H97ZM104 241H105L106 243H105ZM187 241H190V242H187ZM203 241H204L205 243H204ZM207 241H209V242H207ZM218 241H219L220 243H217ZM259 241H258V236H257V240L254 241V243H257V244L259 245V243H260ZM178 242H179V243L181 242V246H183V247H181L180 244H179ZM191 242H192V243H191ZM198 242H199V243H198ZM242 242H244V241H242ZM83 243H81V244H83ZM182 243L186 244V247H184L185 245L182 244ZM190 243H191V244H190ZM195 243H196V244H195ZM203 243H204V246H203ZM207 243H208V245H207ZM9 244H10V245H9ZM187 244H188V246H189V245H190V246L188 247ZM199 244H202V245H201V248H199V247H200ZM257 244H253V245H251L250 248L253 247V246H256ZM6 245H9V246H6ZM91 245H93L94 247L91 246ZM194 245H195V246H194ZM198 245H199V246H198ZM205 245H206V246H205ZM4 246H5V247H4ZM10 246H11V247H10ZM90 246H91V247H90ZM99 246H100V247H99ZM102 246H103L104 248H103ZM109 246H110V244H109ZM179 246H180V247H179ZM202 246H203V249H202ZM218 246H219V247H218ZM7 247H8V248L10 247V248L7 249ZM95 247H96V248H95ZM197 247L200 249V250H199L200 252H197V251H198ZM258 247H259L258 249H257V247H253V249H250V250H252V251H256V252H252V251H251L252 254H253V253H257V250H258L259 254L262 253V251H263L264 249H261V248H262L261 246H258ZM102 248H103V250L106 248V249L104 250V252H101V251H103ZM109 248H110V247H109ZM109 248H108V249H109ZM180 248H181L182 251H178V250H180ZM187 248H188V249H187ZM12 249H13V251H12ZM90 249H91V250H90ZM98 249H99V250H98ZM246 249L248 250V253L246 252V253L242 254L243 252L247 251ZM259 249H260V250H259ZM8 250H9V251H8ZM94 250H95V251H94ZM97 250H98V251H97ZM193 250H196V255H194V254H195V251H193ZM201 250H202V251H201ZM250 250H249V247L245 248L244 251H242V253H239L240 257H242V258L244 259L246 256L249 255V251H250ZM105 251H106V252H105ZM109 251H110V249H109L108 252H107L108 255H109ZM176 251H178L179 253H177ZM260 251H261V252H260ZM6 252H7V253H6ZM10 252H11V253H10ZM91 252H92V253H91ZM98 252H99V253H98ZM181 252H182V254H180ZM193 252H194V253H193ZM238 252H240V251H238ZM1 253H2V254H1ZM4 253H5V254H4ZM8 253H10L12 256H11L10 254H8ZM96 253H97V255H96ZM107 253H106V254H107ZM199 253H200V254H199ZM263 253H264V251H263ZM99 254H102V255L99 256ZM146 254H148V253H146ZM146 254H145V255H146ZM149 254H150V253H149ZM178 254H179L180 257L178 256ZM197 254H199V255H197ZM221 254H223V255H221ZM246 254H247V255H246ZM257 254H258V253H257ZM259 254H258V255H259ZM5 255H6L7 257H6ZM92 255H93V256H92ZM95 255H96V256H95ZM192 255H193V256H192ZM219 255H221V256H219ZM241 255H242V256H241ZM261 255H262V256H261ZM261 255H260V257H258L256 254H254V256H256L257 259H258L257 262H259V263L261 262V264H263L262 261H263V259H264V258H263L264 255H263V254H261ZM8 256H10V257H8ZM147 256H149V255H147ZM188 256H189V257H188ZM197 256H198L199 258H198ZM95 257H96V260H95ZM144 257H146V256H144ZM181 257H182V258H181ZM191 257H192V258H191ZM193 257H195V259H194ZM220 257H221V259H220ZM13 258H14L15 260H14ZM21 258H23V257H21ZM87 258H88V257H87ZM104 258H105V260H104ZM108 258H109V260L107 261L106 259H108ZM142 258H143V257H142ZM177 258H178V259H177ZM179 258H180V263H179V261H178ZM190 258H191V259H190ZM197 258H198V259H197ZM260 258L262 259V261L259 260ZM7 259H8V260H7ZM12 259H13V260H12ZM88 259H89V258H88ZM98 259H99L100 261H99ZM148 259H149V258H148ZM165 259H166V261H165ZM176 259H177V260H176ZM182 259H184V260H182ZM188 259H190V262H189ZM193 259H194V260H193ZM97 260H98V261H97ZM140 260H141V258H140ZM145 260H146V258H145ZM186 260H187V261H186ZM191 260H192V261H191ZM198 260H199V261H198ZM11 261H14V262H11ZM93 261H94V262H93ZM109 261H110L111 263H110ZM113 261H115V262H113ZM120 261H121V263H122V262H124L125 260L122 261V260L120 259ZM120 261H118L117 263H119ZM173 261H174V262H173ZM176 261H177V263H176ZM193 261H194V262H193ZM257 262H256V263H257ZM89 263H90V262H89ZM117 263H116V264H117ZM259 263H257V264H259ZM122 264H123V263H122Z\"/></svg>","mask_w":264,"mask_h":264}]
</instances>
